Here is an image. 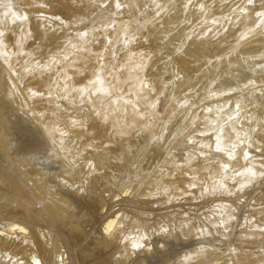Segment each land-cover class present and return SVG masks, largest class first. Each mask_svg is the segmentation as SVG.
Returning a JSON list of instances; mask_svg holds the SVG:
<instances>
[{
    "label": "bare ground",
    "instance_id": "1",
    "mask_svg": "<svg viewBox=\"0 0 264 264\" xmlns=\"http://www.w3.org/2000/svg\"><path fill=\"white\" fill-rule=\"evenodd\" d=\"M39 1H41V0H39ZM55 1L58 3V2L63 1V0H55ZM78 1L76 2V0H75L74 2H76V4H78ZM98 1H96V4H99V3H97ZM146 1L147 0H113V2L109 1V3H112V4H108V2L106 3V1H105L104 3L109 5V6L108 5L106 6L107 7L106 9L102 7L105 5L104 3L101 6L97 5V6H99L98 7L99 10L101 7H102L101 8L102 10H106V11L109 10L113 14V17H114L113 19L121 16V15L114 16L115 12L117 13L118 8H122L121 10L118 9L119 12L121 11L120 14L122 13V15H123V19L119 18L121 20L125 21V19L129 18L128 16L126 18V15H124V13H123L124 10L126 11L125 14H127V15L128 14L132 15L131 14L132 12L134 14V18L131 19V17H130L131 20L129 19V21H125V22L120 21L121 23H118L117 25L112 23L115 27H114V29L112 28V30H110V31H114V34L112 36L113 32H111V36L109 39L112 42H108V44L114 42V46L111 49V47L109 45V47H110V48H108L109 50L103 51L104 53L101 52L102 50L101 51L98 50L99 48L101 49V46L99 48H97L98 45L96 44L95 46H93V43L91 42L92 39L96 37L95 40H93V41H95V42L99 41V43H100L101 39L100 38H99L100 40H96V39L98 38L97 36H99L97 32L99 30L102 31L101 29H99L98 31L97 30H91V29H85L84 30V27L83 28L82 27H79V28L76 27L75 28V27L70 26V28L75 29L74 30L75 34H76V30H77V36L74 35L76 38L77 44L74 45V42H72L71 44H68V43L65 44L64 43L66 45L65 53H63V55L61 56V59L58 62H56L57 61L56 59H51L48 61V63H46V64L44 63V66H43V68H45V69L52 70V73H51L52 78L49 80V84H50V86H52V88L48 89V91H47L48 95L47 96L44 95V96H46L44 98L49 102V104H50V102H52L50 105L55 107L54 109H53V107L52 108L48 107L49 109L45 110V109L41 108L42 106L40 107V105L44 106L45 104H47V102L45 103L43 101L42 96H41V95H43L42 94L43 91H42L41 95H38V94H40L37 92L38 90L36 91V89L33 88L37 84L34 85L33 87H30L32 85H29L30 83L27 80H25L26 78L29 77V75H30V77L33 76V75H31V73H33V69H34V66L36 64L35 65H29L30 63H32L29 60L30 63H27L28 64L27 65L26 64L27 61L25 60V58L29 57L31 54H33L28 49V48H31L28 46V45H30L28 43H30L32 40L31 38H33V36L36 38V36H37V38L42 39V37L40 36L41 35L40 33H42V31H43L42 28L47 27V28H44V35H45L46 40H48L47 37H52L51 35H49V34H51V32H49L45 29L51 30L52 29V22L55 20H58V19H56V18L52 19L53 17L51 15L53 14L52 13L53 9L52 10L51 9H45V7H44L43 9H40V8H36V9L37 10L40 9L41 13H43L42 11H45V12L48 11V14H49V10H50L52 14L50 16H47V14L45 13L46 16H43L44 14L41 15V13H39V11H38L36 13H39L41 15V18L34 20V18H32V16H35V17H38V16L29 15V13L31 14V11H33L35 8L32 7L33 9L31 8L32 10L30 9V11L27 12L26 10H28V9L24 10L25 8L24 9L22 8L23 5L22 4L19 5L20 0H0V61L3 64L1 66L6 68L7 72L10 73L8 80L5 81V82H9V84L5 83L9 86V88H7L8 92L4 90L5 89L4 87H3L4 89H1L4 91L0 90V93H1L0 95L2 96L1 98H3V100L1 99V101H4V98L6 99V96L4 97V95H5L4 93L7 92L8 98H10L11 100H13L14 102L19 104V106L17 104L18 109L23 112L24 116H25L24 113L28 112V114L32 117V119L34 118L33 120L36 119L42 124L43 129H44L43 131L46 132L45 134H47V136L52 140L53 145L55 144L56 148L60 152L67 155L66 159L69 158L68 156H70V158L72 157L71 160H74V162L76 163V167H78L79 163L75 159L74 155H76L77 158L81 157V159L78 158L81 161L80 163H83V161H84V164H86V165H84V164H82V165L86 166V167H84L85 172H86V170H88L87 173L83 172V174H84L83 176H85V177H83L84 178L83 179L82 177H80V174L78 172L77 173L75 171L71 172L72 170L68 169L71 166L67 168V165H68L67 164V165H65L66 167H64V170L67 169L66 171L71 173V174L64 172V173L68 174V177H66V179H65L66 180L65 183H64V181L56 182V183H61V188H62V185L64 183V186H63L64 188H62V189L72 190V192H74V194L76 195L77 200H75V197L73 198L72 196H69L70 193L72 194V192L66 193L67 195L69 194L68 195L69 198H68L67 195H65L64 191L63 190L61 191V188H59L60 186L53 189L54 186L60 185V184H57V185L53 186V183H55L56 180L58 181V179L60 177L62 179H64L63 177L67 176L66 174H63V173H61V174H63L62 176H61V174L58 175V178L56 176H54V178L52 177L51 181H49L50 180L49 177H48L49 180L46 179V181H45V179H43V178H46V177H44L45 175L44 176L42 175V179H43L42 181L47 182V184L49 181L52 184L53 188H52V186H50V185L48 186L47 184H44L43 182L39 183L41 181L34 180L37 177H35L33 179L32 178L33 176L31 174L32 172H30V170H27L26 173H29L31 176L28 174H25L27 176H25V179H24V182L26 183V184L23 183V184H25L24 187H21L22 186L21 183L19 185L17 184L18 179L17 180H15V179L10 180V181L14 180L13 182L15 184L14 186H15L16 190H18L20 192H24V193H25V191L29 192L28 190H30V192H33V194H35L34 197H36V198L31 199L33 197H30L26 200L27 202L29 199H31L32 200L31 202H33V200L34 201L36 200V202L41 204V202H39L37 200L38 197H39V200L41 199V201L44 202L45 206L48 208L47 211L48 212L50 211L52 213V214H50V216L52 215V217H51L52 219L49 220V219L44 218V220H48V221L52 220V222H50V223H52L53 225L56 224L55 226H53V225L50 226V224L47 225V226L52 227V228L55 227V228H53V231L56 232V234L60 233L59 230L63 231L62 229H58V228L60 226H64L65 228H67V230H70L69 232L74 233L78 238H80L81 241H82V239L84 240V238L90 237L87 235V232L84 230L85 226H83V224H78L79 220L81 221L82 218L81 219L78 218L77 219L78 221L77 220L76 221L70 220L73 217L72 212H75V210H77L79 208L78 206L82 205L85 208L84 209L85 212L88 211L87 213H85L86 214L85 216L88 215L89 217L87 216V219L89 218L90 221H93V220H91L92 218L101 217L102 213L99 211H96V210L102 209L103 205L105 206V204L108 201L113 199V196H111V198H109V196L113 192L112 193L110 192L111 194L106 195V193H108V191H106L107 189H105V187L109 186L108 190L109 189L112 190V188L114 187L113 184H115L112 181V179H114L113 177L116 178V176L119 175V174H117L114 176H108V174L110 172H112V171H109V173H106V172H108V169H111L113 167V165L115 166L113 168H115L116 170H117V168L119 169L121 167L122 169L120 168L119 171L123 170L122 171L123 174L119 175V176H130V174L134 170L133 169V167H134L133 154L137 151L138 146L141 143L142 144H150V143L157 142V141H155L156 139L153 140V138L158 137L155 134V131L153 129L156 127H152V126L157 125V127H161L163 130H165L166 134L168 131H170V129H169L170 127H168L166 125L168 122H170V119H169V121H166V120H168L167 119L168 113L166 114L165 111L162 112V113L166 114L164 118H162L163 116H160L161 114H159V113H161L160 108L164 107L163 105L168 103L169 102L168 99H170V98H168V99L166 98L167 102H165L166 100H164V98H161V99H163L162 102L159 101L160 96H162L160 93V91L162 90L161 84L165 83V82H162V80H163L162 78L160 79L161 82H159L158 77L155 76L157 79L152 78V77H154L152 75H151L152 76L151 78H148L149 74H147V72L153 71V68H151V70H148L150 68L151 62L153 61V56L151 55L153 52L151 53V52H145V51H143V52L135 51L136 50L135 46L142 47V44L140 42H138L140 39L137 41L138 44L140 43L139 44L140 46L136 44L137 42L135 40H133L137 34L135 32L134 27L137 28L136 30H138L139 35H140V32H143V33L147 32L146 37L148 39H150L149 41H151V39H152L153 41L156 42V44L158 43L159 46L160 45H166V46L173 45V47H176L175 45L178 43V45L180 47L184 48L186 51L188 50L191 53V55L193 54V52H191V51H194L193 58L196 59V60L195 59L194 60H195V62H197V64L199 63V61L201 59H205L209 63L210 61L208 59L211 60V58L214 55H215L214 57H216L217 55L220 56V58L224 57V59L222 58L223 63H221L219 66H217L216 69L214 68L215 73L213 72V75L215 74V76L217 74L218 76L223 77V75H225L227 72H229V69L232 68L234 65L236 67L238 64L246 63L250 59H254V60L260 59L259 62L256 61L257 63L264 62L263 61L264 59L261 61V59H262L261 56H263V58H264V52H263L264 49L263 50H262V48L259 49L260 46L257 45L258 43H261V47H263L262 41L264 42V40L262 39V41L260 42L259 39L264 38V37H260L258 35L259 36V39H258L259 42L255 45H252V46H250L251 45L250 43L254 44L255 42H253V41L257 40L254 38H253L254 40H251L252 37H255V36L249 35V37L246 38V36H248V34H247L248 29L257 28L256 26L260 25L262 20L264 21V0H252V2H250V0H248V1L245 0V5L242 8H240V10H237V11H236V9L239 8L238 5L242 4V1L240 3H235L234 1H236V0H233V2L235 4L230 1L232 4H234V6L235 5L237 6V8H236V6L234 7L233 5L227 4L229 0H215V1L212 0V2H210V0H206V3L209 2V3L213 4V2H214V4H213L214 7H216V9H218V10H216L215 8L212 7V10L213 11L215 10L216 13H212L213 12L212 10H209L206 13L203 11L204 12L203 14L206 15V17H204V18L205 19L208 18L207 21H204L205 19L204 20L195 19L194 17L201 18L202 15L198 14L200 12L189 9L191 7H192L191 9H193L194 6L195 7L197 6V8L199 10H201V7L205 6V4H204L205 1L203 2V4L198 1L197 5L192 4V6H187L188 8L186 7V5L182 4V6L184 8L186 7L185 11H183V12L180 10L182 8L181 5L179 6V7H181L180 9L178 6H176V7L174 6V8H172V10H171V8H169V10H170V11H168L169 14H167L166 17L163 15L164 16L163 17L164 18L163 19L164 25H166V24L179 22V19L181 18L182 13H184L186 11L187 12L188 11L189 12L195 11L198 15L195 14L197 16H194L193 17L194 19H190V21L195 20V22L199 21L198 23H201L200 22V20H201V21L205 22L204 27H213V28H217V27L219 28V25L218 24L214 25L213 21L215 22V21L219 20V22L220 21L222 22V21H225V18H226V21H229L232 23L228 27V30H229L228 33L231 30H234L235 34L238 33L237 35H235L233 33V31H232V33H230V34H234L237 37H235V36L231 37L230 35H228L229 39L230 38H233L234 40L237 39L236 42L231 40V42H232L231 44L229 43L230 41L228 42L230 44V46H227V48L231 47L235 51V53L233 54L234 51L231 48H228L231 51V54L233 55L232 58H230L229 60H226L228 58L229 50H228V53L226 51L227 49L224 52H222L221 45H219V44H223L225 42L221 41L222 43H219V42L213 40V41H215V45L211 46V43H213V42L208 40L206 36L200 34V32L195 33L196 28H198V29H196L197 31L202 28L199 26L195 28L194 26L198 25L197 23L190 24V22H189L187 25H190L192 27L186 26L185 29H182V28H184V26L182 27L179 24L180 26H177V27H181V29H180V31H178L175 34L176 37H172L169 35H163L161 33L162 28H161L160 24L156 21L158 19L155 18V16H162L161 14L158 15L159 11H161V10L165 11V12L167 11L164 9L165 5H166V3H165L166 1L165 0H159L150 7H146ZM201 1H203V0H201ZM225 1H227V3ZM64 2L65 1H63L62 3H64ZM66 2H69V1H66ZM74 2L71 1L70 3H74ZM80 2H83V3H82V5H81V3L79 4L80 9H77L78 12L81 10L82 7L85 6V4H84L85 0L84 1L80 0ZM93 2H94V0H93ZM93 2H91V3H93ZM212 4H210V5L212 6ZM226 4L230 8L229 10H231V8L233 7V9H232L233 11L228 10L230 13L231 12H233V13H231V14L229 13V15L227 17H225V15H224V18H223L222 13H225L226 12L225 9H228V6H226ZM34 5H36V4H33V6ZM37 5H40V4L38 3ZM56 5H58V4H56ZM72 5L68 6V4H67L68 7H71L70 8L71 11L74 10V6H76V5H74L72 8ZM95 5L94 6L91 5L92 8L95 7ZM206 6H207V4H206ZM225 6H226V8H225ZM35 7H37V6H35ZM59 7L65 8V3L62 6L60 4ZM59 7L57 6L58 9H60ZM57 8H55L54 11H57L56 10ZM146 8L149 10V12H147L148 10ZM176 8H178L181 11V13H179L178 9H176ZM86 9H88V7ZM187 9H189V10H187ZM35 10H34V12H35ZM64 10H67V11L63 12L62 9H60L59 11H61V13H63L64 18L66 16L70 19V17L73 14L69 15V13H68V15L70 17L68 15L64 16V14H66L68 12V9H64ZM82 10H83V8H82ZM93 10H96V8ZM182 10H184V9H182ZM81 11L79 12V14L76 11H73V12L78 14V16H76L77 14L75 15L76 16L74 19L75 24H77V22H79L78 17L80 16V14L81 13L83 14V12H81ZM85 11H88V10H85ZM57 12H55V14ZM156 12H158L157 15L153 14ZM168 12H166V13H168ZM70 13H72V12H70ZM143 14H144V16L140 17V15H143ZM193 14H191V15L193 16ZM187 15L189 16V13H187L186 16ZM205 15H203V16H205ZM218 15L222 18L219 19ZM56 16L58 17V15H56ZM109 17H111L110 19L113 20L112 16H109ZM183 17H185V14L183 15ZM187 17H186V19H187ZM71 18H74V17L72 16ZM188 18H190V17H188ZM66 19L67 18H65L64 20H66ZM150 19H153V20L150 21ZM33 20L35 21V23L33 22ZM116 20H118V19H115V21ZM185 20H184V22L188 21V20L187 21H185ZM180 21H182V23H183L182 19H180ZM60 22L62 25L63 21H60ZM68 22H70V21H68ZM215 23H217V22H215ZM244 23H245L246 27L240 29L239 31H237L238 29L237 30L235 29V27L237 25L240 26L239 24H244ZM78 24H77V26H79ZM35 25H37V28H38V26L41 27V30L39 33L40 34L39 36L41 38L38 35H36V32L39 30L40 27L37 30ZM69 25H71V24L69 23ZM183 25H186V24H183ZM63 26H64V23H63ZM68 26L66 25V27L65 26L64 27L69 28ZM32 27H33V29H32ZM111 27H113V26L109 24V29ZM193 27L195 28V29H193L194 32L190 31ZM35 28H36V31H35ZM188 29H190V30H188ZM33 30H34V32H33ZM71 30L72 29H69V31H71ZM103 30H105V29H103ZM178 30H179V28H178ZM176 31H177V28L175 29V32ZM187 31H190L191 33H193L192 36L195 35V37L193 39L191 36L190 42H188V40L186 41V37H187L188 33H190ZM47 32H49V33H47ZM92 32H93V34L96 33V36H91L90 33H92ZM185 32H187V33H185ZM33 33H35V35ZM46 34H48V35H46ZM218 34H219V32H218ZM218 34H215V35L217 36ZM244 34H247V35H245L243 37V40L244 41L248 40L247 42L246 41L242 42L241 39H238L240 37L242 38V36ZM143 36L145 37V35H141L139 37H143ZM216 36H214V38L219 39L220 36L222 37L224 35L220 32V34L218 35L219 38H217ZM258 36H256V38H258ZM102 37H104V35ZM90 38H92V39H90ZM183 38L185 39L184 45L189 44L187 47L186 46L184 47L182 44H180L181 40ZM122 39L124 41L127 40V43H129V44H131V42L133 40L136 42V43L133 42L136 45L134 44L135 46H133L135 48L127 47V46H129V44L126 43L125 46L127 47V49L128 48H131V49L130 50L128 49V52H127L126 51L127 49L124 48L125 49L124 51L127 52L126 54L123 53L124 51L122 52L123 53L122 55L126 56L123 60L124 64H120L121 61L119 60L120 62H118V60H117V63L120 64V65H117V66H119V67H117V66H114L115 64L114 65L112 64V62L115 60V56H116V55H114V53H115L114 47L115 48L118 47L117 46L119 44L118 42H121ZM33 40H35V39H33ZM238 40H241L240 41V42H242L241 45L238 44V42H239ZM44 41L45 40H43V42ZM142 41H146V40H142ZM153 41H151V43ZM223 41H224V39H223ZM249 41H251V42H249ZM234 43H236V45H234ZM243 43H245V45L247 43H249L248 47L246 48L243 46L245 49L243 47H241ZM144 44H146L145 45V47H146L149 43L146 42ZM229 44H227V45H229ZM121 45H122V43L119 46H121ZM233 45H234V48H233ZM238 45H240V46H238ZM256 45H257V47H256ZM149 46H151V45L149 44ZM154 46H156V45H153V47ZM11 47H13V48H11ZM180 47H178V48H180ZM236 47H238L239 49L238 48L236 49ZM154 48H152V49H154ZM160 48H162V47H160ZM165 48H164V50H165ZM61 49H63V47ZM116 49L118 50V48H116ZM133 49H135V50H133ZM143 49H146V48L143 47ZM189 49H191V50H189ZM147 50H149V49H147ZM154 50H151V51H154ZM158 50H160V49H158ZM259 50H262L261 52L263 53V55L260 53ZM121 51H119V52L121 53ZM189 52H187V53H189ZM167 53L169 54L170 52H167ZM108 55H109V57H111V56L114 57V58H112L111 62L106 61V57H108ZM177 55H178V53H177ZM181 55H183V53H179V56H181ZM104 57H105V59H104ZM117 57H118V59L121 58L119 56H116V58ZM155 57H157V56H155ZM160 57H161V55H160ZM189 57H191V56H189ZM34 58H38V56L34 57ZM169 58H171V57H169ZM217 58L219 59V57H217ZM217 58H214V59H217ZM107 59H111V58H107ZM185 59H187L186 56H185L184 60ZM32 60H34V59H32ZM159 60L160 59H158V61ZM166 60L168 61L167 58H166ZM166 60H165V63L167 62ZM192 60L190 62L192 64H194L192 62ZM212 61H214L213 58H212ZM182 62H184V61H182ZM190 62H187L186 64H189ZM168 63H170V62L168 61ZM181 63H179V64H181ZM251 63H253V62L251 61ZM25 64L27 66H25ZM156 64L157 63L152 62V66H154ZM261 64H259L260 66H258V65L257 66L262 67L263 65H261ZM38 65H40V64H38ZM210 65H212V64H210ZM245 65L248 68H245V70L241 69V70H239V72L240 71H246V69H248V71L249 70L253 71V68L251 66H253V67L255 66V64H253L251 66H247V63H246L243 66L238 65V67L241 66L244 68ZM190 66L191 65L189 64V67ZM194 66H196V68L191 69V71L194 70L195 75L190 73L191 72L190 70H189L190 72H187L188 70H186V71H184V73L187 72L188 75L190 73V75H193L194 79L197 78V79H195L197 81L204 80V82H206L205 81V78H206V80L210 81L211 83L216 82V80H214L215 76H213V75H211V77L204 76V78H201V79H200V77H196L198 67L196 64ZM257 66H255V67H257ZM156 67H158V66H156ZM172 67L170 68L169 64H168L167 69L168 68L172 69ZM180 67H182V66H180ZM154 69H155V67H154ZM170 69H168V73L173 72V71L171 72ZM174 69L176 70V68H174ZM181 69L185 70L188 68L186 66V68L182 67ZM39 70H41V69H39ZM120 70H122V71H120ZM156 70H157V68L154 71H156ZM169 70H170V72H169ZM180 70L177 68V71H175V73H173V75L175 74L174 76L176 77V80L173 82V85L170 87L171 89H172V87H175V88H173L174 92L176 91V89H179L176 91L177 93L175 92V94L179 95V97L177 96V98L179 100L177 98L175 100L174 94H173L174 97H173V95H171L172 100H175V101H172V102H170L169 105H166L168 108H171L169 110H167V108H166V110L169 113H171V111H176L177 109L180 110V108H178V105L180 106V104H181V106L184 107V108L182 107L181 109H184L185 110L184 112H187L185 114L186 115L188 114L187 116H189V118L191 120L189 118H188L189 120L187 119V117L183 114L184 112L182 110L180 111V112H183L181 114L182 117H180V118L177 117L176 123L173 125V127H171V131H170L172 133V138H171L172 141H170L171 146L166 151L169 154L171 153V151H175L176 153H174L173 156L177 157V159H178L180 157V154H178L179 152L176 151V146H178L181 142H183L184 144L180 145V147L183 145L184 146L187 145L189 147L190 144L187 141L193 142L195 140V138H197V137L204 138L205 136H208L209 134L213 135L214 133H219L221 135V137L210 138L211 136H209V137L203 139L204 142L201 141V143H199L201 138H199V140L196 139L197 141H199V142H197V141L196 142L201 144L202 146L197 145V146H201L199 148L196 146H193L195 149L191 146L192 147V148L190 147L191 150H196V149H197V151L200 150L198 152L205 153L206 157L203 158L198 163L194 159H191V158L188 160V164H191L192 169L188 173L189 176H187V174H185V173L180 174V175H184V176L186 175V177H184V180L182 179L183 176H181L182 178H179L178 177L179 174H177V173L181 172L178 169V167L180 168V166L178 164H176L178 161H175V160L170 158L169 161L166 160L167 161L166 164H164L165 163V161H164V163L161 165H163V167L165 165H170V167H171V165L177 166L176 169H178L179 172H178V170H175V169H174L175 172H173L171 170L173 172V174H176L175 175V176H177L176 178H175V176L170 175L172 172L167 171L166 169L165 170L167 172H169V174H166V172H164V173L161 172V171H163V170H161V168H162L161 167L158 171H154V173L151 172L150 177L149 176H141V178L139 179L140 183L145 185L146 183H148L154 179V178L152 179V177H154V175H156V174L161 175V173H163L162 176H165V174H166L167 177L170 175V176H172V178L173 177L175 179L178 178V180H176L175 182L179 181V179H182L183 181L181 180L180 182H177L178 184L180 183L179 185H177V183H173L174 182L173 180L171 182L170 179H172V178H169L170 176L168 177L169 180L167 183H164L162 181V180H165V182H166L167 179H165V178L163 179L162 177H158V176L156 177L155 176V178H156L155 181L156 182L158 181V184H159V182L162 181L161 182L162 185L160 186V184L159 185L157 184V187L155 188V190H158V188H159L158 186L161 187L159 189V193L162 192L160 190H164L162 192L163 193L162 195L166 194L165 195L166 197L160 196V195L159 196L162 197V199H164L166 201V204H167V200H170L169 201L170 204H172L174 200L175 201L178 200L177 202H179L180 204H182L184 206H185V204H183V203H185V202L187 203V200L189 199V198L187 199L186 193L192 194V195H190L191 198L193 196L203 197V199H201L199 197L202 200V201L201 200L200 201L203 202L205 199L208 198V197H206L207 195H210L209 198H211V195L217 194L219 191L218 190L219 187L221 188L220 190L223 194V196L222 195L221 196L224 199L227 195L229 196L230 191L231 192L234 191V195H237V196H238V194L241 195V193H246L248 195H246V194H243V195H245L247 197H249L250 195L253 194L252 190H254L255 188H257V190L259 189L260 192L258 190V194H256L255 192H257V191H255L256 189L254 190L255 191L254 194H256L255 195L256 197H254L256 199V201L253 203L255 212L253 213L254 215L252 214L253 216H256L254 218L252 216H249V217H245V218H247L246 219L247 221H245L244 219H242L244 221L237 220L239 217H236L237 215L235 214L236 213L235 207L231 206L226 201L222 200L220 204L215 206V208H213L214 206L212 207L211 205L206 204V206H211L212 210L215 209L214 212L211 210V208L207 209V207L205 208L202 206L203 209H206L207 211L205 210L204 214H201V213H203L202 207H201L200 210L202 212L199 215L202 216L203 219L199 217L201 220L197 221L198 224L196 223V221H195V224L193 221H191V222L186 221V222H184V224H182L183 223L182 222L181 224L183 226L180 224H177L180 226L176 225V229L178 228V230L180 232L177 231L176 229H175L176 231L175 230L173 231L174 233L175 232L181 233V229H184L185 233L184 232H182V233L185 234L188 238L192 237L191 239L199 237V236L202 237V236H206L209 234H211V235L213 234V236L216 237V239H217L216 241H218L219 244H223L224 242H226L225 244H223L224 246H223V248H221L222 250L219 247H215V248H218L217 250L213 249V247L212 248L204 247L201 249L198 248L197 250L193 249V251L191 253H190L191 250L189 252H186V254L189 253L186 256L185 255L183 256L181 254V256H183V257L180 259L177 257L178 255L173 257L174 260L172 262H174V263H170V261L168 260V259L172 260V257L165 258L166 260H168L165 262L167 264H168V262H169V264H199L202 262H203V264H206V263L210 262L211 259L216 258L217 256L220 257V254H222V252H223V255H221V256L224 257V255H225V257H227V254H226V252H227L229 254L228 256H230L232 258V260H230V262H228L229 264H231V263L232 264H264V186H263V190H262V188L261 189L258 188L259 185H260L259 187H261L260 182H264V109H263L264 107H260L259 105H261V103H259L260 102L259 99H255L252 102L250 107L245 106L244 104L240 105V103H242L241 100H239V101L237 100L235 102H229V101L223 102L215 108H213V106H210V105L209 106H202L200 104L201 105L200 108L197 109L198 107L196 108V106L198 105L199 101H196L195 99L192 100L194 102L193 104H195V105H193L191 103V99H192V98H190L191 96H189V97L187 96V94L190 95V92L189 93L186 92L187 93L186 96H184L185 94H183V96H181V97H184V98H183V100H180L182 98L180 97V93H178V92L183 90V89H181L183 86L178 85V83L181 82V78H185L187 76L186 75L187 73L184 74ZM233 71H234V69H233ZM180 72L183 73L185 76L182 75ZM250 72H246L247 75L244 74V72H241V73H239V75L240 74L244 75L241 77L242 79H244V78L249 79L254 74V71L251 72L252 74ZM47 73H49V71L46 72V74ZM157 73H159V72H156V74ZM0 74H2V73H0ZM34 74L37 75V73H34ZM227 74H229V73H227ZM147 75H148V77H147ZM157 75H159V74H157ZM180 75L183 77H181ZM160 76L161 75H159V77ZM0 77H1V75H0ZM37 77L38 78L39 77L44 78V75L42 74V76H37ZM187 77L191 78V76H187ZM192 78L188 79V81L192 80ZM198 78H199V80H198ZM187 79H185V80H187ZM194 79L192 81H190L189 83H191V82L193 83ZM0 80H4V79L0 78ZM40 80H41V78H39V83H40ZM46 80H44V81H46ZM183 80H182L181 84L183 83ZM26 81L29 84H26L25 83ZM262 81H264V80H262ZM42 83H44V82H42ZM189 83H185V84H188L189 85L188 87H190L191 85ZM200 83L202 84L203 82H200ZM250 83L251 84L248 85V87L249 86L250 87H252V86L260 87L259 85H261V83L263 84V82H261L260 78H258L257 76L253 77L250 80ZM2 84H3V82L1 83V85ZM5 84L3 86H5ZM201 84L199 86H201ZM206 84L207 83H204V85H206ZM44 85H42V86H44ZM163 85L167 86V84H163ZM194 85H196L195 81H194ZM212 85H214V84H212ZM221 85L223 86V84H221ZM176 86H180L181 88L180 87L176 88ZM196 86H198V84ZM191 87H194V86H191ZM0 88H1V86H0ZM194 88H192V89H194ZM218 88H216V89H218ZM40 89L41 88H39V91H40ZM171 89H167V91L171 90ZM189 89L186 87V89H184V91L182 93H185V90L187 91ZM220 89L223 90L222 88H219L218 90H220ZM250 89H252V88H250ZM189 91H191V89ZM2 92H3V94H2ZM171 92H173V91H171ZM220 93L224 96L228 95V93L226 94V91H224V93H222V91H221ZM163 94H164V92H163ZM165 94H167L169 97V93H165ZM57 98L58 99L60 98L61 100L63 98L69 109L74 107V106L77 107L78 103L79 104L82 103L84 106H87V107H85L88 109V110L86 109L87 111H89V112L91 111L90 112L91 116L89 117V119H93V121L97 124L96 125H93L95 123L91 124L92 120H90L88 123H83L84 125L87 126V129L90 130V132L87 131L88 133H85L86 127H84L83 131H84L85 135L86 134L90 135V137H88L89 139L86 138V136H89V135H86L84 137L88 140L83 138L86 142L84 140H81V139L76 140L77 138H80L77 136H80L81 134H83L82 133L83 131L79 132L80 133L79 135L74 136L75 134H72V131H71L73 129H69L68 127H64V128L60 127L59 120L64 119V121H67V124H68V121L72 117L69 114L63 116V114L60 113V112L66 113L67 111L63 110V108H62L63 106H60L61 104L58 105V103L54 102V100H57ZM187 98H189V100ZM39 99H41L39 101L40 103H41V101H43L44 103H41L38 105L37 101ZM60 99L58 101H60ZM5 101H4V103L6 104L7 102H5ZM181 101H185V102L178 104ZM195 101L197 104L195 103ZM62 102L60 101V103H62ZM8 103L10 104V102H8ZM53 103H54V105H53ZM161 103H163V105ZM10 105L15 106L12 104H10ZM62 105H64V102ZM187 105H188V107H187ZM11 106H9V107H11ZM17 106H15V107H17ZM69 106H72V107H69ZM9 107H7V108H9ZM15 107H12L13 109H10V110H14ZM185 107L188 108L187 109L188 111L186 110ZM206 107H209V108H206ZM210 107H212V109ZM257 107H258V109H257ZM0 109H3V106H0ZM210 109H211V111H210ZM16 110H17V108H16ZM16 110H14V111H16ZM49 110H51V111L53 110V111L43 113V112L49 111ZM1 111L5 112V113L4 114L2 113V115L0 116V120H1V118L5 117L4 121H5V123H7L8 122V119H7L8 115L7 116H5V115H6V112H9V109L8 110L6 109V111L5 110H1ZM14 111L13 112L11 111L10 113L17 114L16 112L14 113ZM190 112H191V114L193 113V116L189 115ZM10 113H8V114H10ZM70 114L73 115L72 112ZM232 114L234 116H231ZM18 115H22V114H20V112H19ZM18 115H16V116L14 115L15 118L18 119V117H19ZM2 116H4V117H2ZM68 116L71 117V118H68L69 120L66 119ZM190 116H192V118ZM225 116L227 117V119H225L226 118ZM27 117L23 118L24 119L23 121L28 120ZM8 118H9V120L10 119L12 120V117L11 118L8 117ZM21 118H22V116L19 117L20 122H22ZM168 118H170V116ZM16 120L14 119L12 121H16ZM197 121H200L202 123L201 129L196 128L195 123ZM20 122L16 121L15 123L20 126ZM28 122H30V121L28 120ZM0 123H2V122L0 121ZM11 123L14 124V122H11ZM64 123L66 124V122H64ZM101 123L106 127L105 130L103 129ZM213 123H215L217 126L219 125V128H220L219 131L211 132L208 129L205 130L206 126H208L209 124H213ZM67 124H66V126H67ZM89 124H91V125H89ZM62 125H63V122H62ZM11 126H12V124H11ZM83 126H81V127L83 128ZM14 127H12V128L18 129V126L15 128ZM39 128L42 129V127H39ZM77 130H76V132H78L82 129H79L78 131ZM43 131H41V133ZM140 131H142V132H140ZM74 133H75V131H74ZM43 134H44V132L41 135H43ZM186 134L192 136V137H190L191 141L189 139H185V138H187ZM169 136H171V135L168 133L167 136H165L163 138L167 139L166 137L169 138ZM100 138H105V140L104 141H97V139H100ZM151 140H153V141H151ZM167 140H169V139H167ZM79 141H84L85 143L82 142V144H81L82 146L79 145V143L75 144V142H79ZM96 142H97V144H96ZM107 142H109L110 144ZM212 143H213V145H211ZM191 144H194V143H191ZM55 146H53V147H55ZM152 146H153V144H152ZM187 146H186V148L188 149ZM55 151H56V149H55ZM59 151H57V155H58ZM116 151H117L119 156H116L117 155ZM131 152H132V154H131ZM188 152L191 153L190 151H188ZM163 153H165V152H163ZM163 155H161L162 158L164 157ZM60 156H62V155H60ZM117 157H119V158H117ZM165 157H167L166 153H165ZM66 159L61 157V160L63 161V163H67ZM71 160H69V161H71ZM69 161H68V163H70ZM111 164H113V165H111ZM71 165H75V164H71ZM82 165H81V167L83 168ZM108 165H111L110 168L108 167ZM81 167H78L79 169L77 168L78 170H80L79 172H82L81 170H83V169H80ZM106 167H108V168H106ZM72 168H75V166H73ZM164 168H169V167L165 166ZM164 168H162V169H164ZM77 169H73V170L78 171ZM105 169H107V170H105ZM68 170H71V171H68ZM101 170L106 171L105 174H107L106 176H108V179H106L105 175H104L105 177H103V178H105V180H107V182L104 181L103 178H101L103 181L99 179V176L102 174L100 172ZM119 171H117V172H119ZM158 172H160V173H158ZM34 173L35 172H33V175L36 176L37 174H34ZM114 173L115 172H113V174ZM97 174H100V175L97 176ZM110 175H112V173H110ZM12 176L13 175H8V177H12ZM202 176H205V177H202ZM94 177L95 178L98 177V179L96 178V181L99 182V180H100V183L102 182V184H100V185L102 186L104 184V186H105V187L104 186L100 187L101 190H102V188L105 189L102 191L100 190L101 194L103 192L105 193V191H106L105 195L108 197L107 198L108 200H105V202L107 201L105 204H101V202L104 200V197H103L104 193L102 195L103 198L101 196H99L98 194L96 195V197H94L93 193H97V192H93L92 187L94 186V184L96 185V187H99V185H98L99 183L98 184H97V182L94 183V181H95ZM109 177H111V181H112L111 187L109 185L110 182H108L110 180ZM157 178H158V180H157ZM159 178H161V179H159ZM9 179H11V178H9ZM9 179H7V181ZM62 179H60V180H62ZM185 179H187V180H185ZM200 179L203 181L202 182L199 181ZM229 179H231V181ZM261 179H262V181H260ZM21 180H23V178ZM39 180H41L40 177H39ZM15 181H17V182H15ZM184 181H186V182H184ZM255 181L256 182L259 181V184H257ZM104 182L107 184L109 183V184L106 186V184ZM169 182H171V183H169ZM181 182H184V184H187L186 186L190 187V189L187 187V189L185 190L186 193L184 191H181V190H183L182 187H184V189H185V186L184 185L182 186ZM199 182H201V183L199 184ZM228 182L232 183L233 187ZM253 182L255 184H257V187L252 185V184H254ZM169 184H172V185L170 186ZM173 185H175L176 187L181 186L178 188H182V189L179 190L175 186L173 187ZM193 185H196V187L199 185L198 186L199 189H197L196 187L192 188ZM250 185H252V186H250ZM262 185H263V183H262ZM47 186L51 187L50 191H53L56 189L58 191L60 189L59 193H57L58 195H55L56 191L55 192L53 191L55 194H52V192L49 191ZM249 186L252 187V190ZM96 187H94V188H96ZM247 187L250 188V191H252V192H249V193H252V194H249L246 191L245 192L242 191L243 189H246L248 191L249 189ZM174 188L178 191H181V192L176 191ZM191 188L192 189L196 188L197 192L200 191L199 193H197L199 195H196L195 194L196 192L194 193V190H192ZM96 189H98V188H96ZM240 189H242V190L240 191ZM189 190H191V191H189ZM237 190H239V191H237ZM60 191H61V193H63L62 194L63 197H58L59 195H61ZM96 191H98V190H96ZM201 192H203V193H201ZM214 192H217V193H214ZM235 192H237V193L235 194ZM200 193L203 195H200ZM64 195L68 199L73 198V200H75L76 202L78 200H80L81 204L80 203H79L80 205L77 204L78 206L76 204L75 205L72 204V207L74 205L75 207L77 206V208L73 207V210L74 209L75 210L71 211L69 209V207H67V205L70 203H75V202H73V200H71L70 203H66L68 201L63 200L65 197ZM184 195H186V196L184 197ZM231 195H233V194L231 193ZM157 196L156 197L154 196V198H157ZM159 196H158V198H160ZM204 196H205V199H204ZM245 196L243 198H246ZM8 197H9V195L4 196L5 200ZM141 197H140L141 200H139V201L140 202L143 201V203L141 204V205H143V204H145L144 200L146 198H141ZM143 197H146V196H143ZM182 197H184V198H182ZM196 197H193V198H196ZM2 198H1V200H2ZM178 198H181V199H178ZM185 198H186V201H184ZM23 199H25V197ZM138 199L139 198H137L136 200H138ZM153 199H152V201H154V200L157 201L156 199H154V200ZM162 199H159V200H162ZM1 200H0V216L5 213L4 211H6V213H5L6 216L5 215H3V216H5L6 218L8 217L10 219V216L15 217V215H16V217L19 219L17 222L24 224V227L26 226L25 228L29 231L31 238H32V242L30 241V243H28L27 241H25L28 239L22 240L20 242L17 239V237L0 235V264H70L72 262V261H69V258L71 257V255H70L71 248L66 241L67 236L65 237L64 240H62L63 239L62 235H58V234L56 235L55 233L52 234V232H50L53 243L51 246H48L46 244V242L41 239L40 230L38 228H36V226L39 227L40 223L46 225L44 220L39 222V220H36V218L32 217L30 219L28 214L23 213L21 210V207L23 206L24 201H18L15 206H12L13 208L18 210L15 212L14 210L11 211V209L7 206L6 207L2 206L4 202L6 203L5 205H7V204L9 205V203L6 202L4 199H3V201H1ZM126 200H128V199H125L124 202H126V204H128ZM136 200H135V202H131L132 204L129 201L128 202L130 205H133V203H139ZM149 200H151V199L148 198L146 202H148ZM164 200L160 201L158 203L155 202L156 204H153L154 202L153 203L150 202V203L152 205H157L160 203L162 205L159 204V206L163 207V206H165ZM195 200H197V199H195ZM80 201H78V202H80ZM177 202H176V204H179ZM192 202H190V200H189L188 203L186 204V206L189 203H191L189 205L194 204ZM206 202H209V201H206ZM44 204H42V205H44ZM170 204H168V206H171ZM199 204H201V203H199ZM25 205H27V204H25ZM37 205H39V204H37ZM100 205H102V206L97 209L96 207H98ZM4 207L6 210H4ZM46 207H44L43 209H45ZM83 207L79 208V209H81V212H82ZM131 207L132 206H130V208ZM79 209H78L79 214L77 216L81 215V217H82L84 215V213L81 214ZM162 209H164V207ZM95 211H96V213L93 214ZM78 212H75V213L77 214ZM205 212H211L212 214L209 213L210 216L206 217L207 214ZM68 214H70V215H68ZM77 216H75V219ZM203 216H205L206 218ZM90 217H91V219H90ZM145 217L140 219L138 221L139 223L135 222L136 225L133 224L134 226L131 225L132 223L130 224L131 226L134 227L133 230L137 229L139 231L131 232L132 229H126V231L124 230V232H127V230H128L129 232H127V233L131 232L133 236L132 235H126L127 233H124L122 230L120 232L121 235H115L114 237L113 236L107 237L108 235H103V234H101L103 236L97 235V237L99 236L98 238L96 236H95V238L93 237L94 238L93 239L94 243L92 244L93 247L95 246L94 247L95 249H99L100 252H104V253L108 254L109 257L111 258V262H104V260H102V261L100 260L102 262L101 264H112V263L117 264L116 262H118L119 259H121L120 261L124 260V261H122L123 263L126 260L127 262H125V264L129 263V261L127 259H129L130 254H132L137 249H140V248L142 249L143 247H150L148 245L149 244L148 241L150 242L151 241L150 239L152 238L150 236H152V233L156 234L155 233L156 227L159 226L158 224H161L162 221L164 222V219L163 220H161V219L157 220L159 218L153 219L156 217H152V216H151L152 218L151 217L147 218V216H145ZM83 218L84 219L81 221V223L85 222L84 224L86 225V221H85L86 217H83ZM171 218H169L170 221H169V219H165V222L168 221L170 223L172 221ZM151 219H153L155 221V223H157V224L154 223L155 224L154 225L152 222L153 220H151ZM235 219L237 220V222L242 223L240 226L241 229L237 230L239 233L236 231L234 232V229L236 227L235 223H237V222H235L236 221ZM4 220L6 221L5 218L3 219V222H4ZM27 220L33 221L34 223L35 222L36 223L35 224H31V222L26 223ZM48 221H46V222H48ZM95 221H97V219H95ZM1 222H2V219H0V225H2V224L8 225L11 223V222H4V223L3 222L1 223ZM37 223H38V225H36ZM90 223H92V222H90ZM90 223H87V224H89L87 228H89V226L92 227L90 225ZM93 223H92V225L96 224V223H94V224ZM173 223H174V221H173ZM80 225H82L84 227V229H81L82 226H80ZM243 225H245V226H243ZM131 226L129 228H131ZM152 226H156V227H153L155 229L154 230L155 232L151 231V233L148 234L150 232ZM165 226L166 225H164V227L159 226V227H157V229L158 228L159 229L160 228H162V229L166 228ZM181 227H183V228H181ZM60 228H62V227H60ZM87 228H86V230H87ZM153 228H152V230H153ZM55 229L58 232L55 231ZM159 229L157 230V232L162 230V229H160V230ZM88 230L91 232L90 228ZM232 232H234L236 239H235V236L231 235ZM133 233H137V236ZM235 233L236 234L238 233V234L236 235ZM172 234L173 233H171V235ZM89 235H90V233H89ZM148 235H150V236H148ZM173 235H175L174 237H177L179 234L178 235L173 234ZM100 237H102V238H100ZM110 237H112V238H110ZM148 237H149V240H148ZM3 238H5V239H3ZM231 238L235 239V241L236 240L237 241L235 242L234 240H230ZM228 240H230V241H228ZM84 241H86V240H84ZM231 241H234V242H231ZM5 242H8L9 244H11V247H12L11 251H13L14 253L17 254L16 257H12L11 256L12 254H10L9 251L4 250V248H6V247H4ZM151 244H152L151 248L156 247L153 242H150V245ZM135 248H136V250H135ZM225 248H227L228 250ZM146 249H148V248H146ZM224 249L226 251L225 254L223 251ZM114 250L118 251L119 254H114ZM144 250L145 249H142V252H139L141 250H139V251L137 250V252H135V254L136 253H147V252H145L146 250L145 251ZM154 250H156V249H154ZM147 251H149V250H147ZM218 251L219 252L221 251V253H219ZM150 252H153V249H150ZM149 253H147V254H149ZM176 258L178 259L177 262L175 261ZM112 259L114 262L112 261ZM120 261L118 263L121 264L122 262H120ZM96 262H99V261L97 260ZM72 264H73V262H72ZM162 264H165V263H162Z\"/></svg>",
    "mask_w": 264,
    "mask_h": 264
},
{
    "label": "rangeland",
    "instance_id": "2",
    "mask_svg": "<svg viewBox=\"0 0 264 264\" xmlns=\"http://www.w3.org/2000/svg\"><path fill=\"white\" fill-rule=\"evenodd\" d=\"M39 0H20V3H19V5L20 4H22L23 6H22V8L24 9V10H26V9H28V10H26L27 12L28 11H30V9L33 7V8H40V9H43L44 7H45V9H53V11H52V13H51V11L49 10V14H48V11L47 12H45V11H42L43 13H41V11H40V9L39 10H35V12H34V10L33 11H31V14L29 13V15H36V16H38V17H35V16H32V18H34V20L35 19H39V18H41V15L42 14H44L43 16H46V14H47V16H50L51 14V16L53 17L52 19H54V18H56V19H58V20H55V21H53L52 22V29L51 30H49V29H45V30H47V31H49V32H51V34H49V35H51L52 37H47V39L49 40H46V38H45V35H44V28H47V27H43L42 28V33H40V30H41V27L40 26H38V28H39V30H38V28H37V25H35L36 26V28H37V32H36V35H40L41 37H42V39L43 40H45L44 42H43V40L42 39H39V38H37V36H36V38L33 36V38H31L32 40H31V42L30 43H28V44H30V45H28L29 47H31V48H28L29 50H30V52L31 53H33V54H31L29 57H26L25 58V60L27 61H25L26 62V64L27 63H30V62H32V63H30L29 65H35L34 66V69H33V73H31V75H33V76H31L30 77V75H29V77L28 78H26L25 80H27L25 83L26 84H29V85H32V86H30V87H33L34 85H36V86H34L33 88H35L36 89V91L38 92V93H40V94H38V95H41V93H42V91H43V95H41L42 96V99H43V101L46 103L47 102V104H45L44 106L43 105H40V107L41 108H43V109H45V110H48L49 108H52L53 106L52 105H50L52 102H50V104H49V102L44 98V97H46L48 94H47V91H48V89H50V88H52V86H50V84H49V80L52 78V75H51V73H52V70H50V69H45V68H43V66H44V63L46 64V63H48V61L49 60H51V59H56L57 61L56 62H58L60 59H61V56L63 55V53H65V47H66V45L65 44H71L72 42H74V45L75 44H77V42H76V38H75V36L74 35H76L77 36V30H76V34H75V32H74V28H70V26H72V27H84V30L85 29H91V30H99V29H101L102 31H98L97 33H98V35L100 36H97L98 38L96 39V40H100L101 39V41H100V43H99V41L98 42H95V41H93V40H95V38H90V39H92V43H93V46H95L96 44L98 45V47L97 48H99L100 46H101V49L99 48L98 50L99 51H101V52H103V51H107V50H109L108 48H110L111 47V49H112V47L114 46V42L113 43H109L108 44V42H112L109 38H110V36H111V32H113L112 33V36H113V34H114V31H110V30H112V28L114 29V25L112 24V23H114V24H118V23H121L120 21H122V22H125V21H129V19H130V17H131V19L132 18H134V14H133V12L131 13L132 15H127V14H125V10L123 11V13H124V15H126V18H127V16L129 17L128 19H125V21L124 20H121V19H123V15H122V13L120 14V12H119V10L118 9H122V8H118L117 9V13L115 12V14H114V16H116V15H121V16H119L118 18L116 17L115 19H118V20H116L115 21V19H113L114 17H113V14L109 11V10H102L101 8L103 7V8H107L106 6L108 5V4H112V3H109V1H111V2H113V0H105L106 1V3L108 2V4H105L104 2V0H94V2H93V0L91 1V0H85V6L84 7H82L83 8V10H82V8H81V12H83V14L81 13L80 14V16L78 17L79 19H78V21L79 22H77V24L79 25V26H77V24H75L74 23V19H75V17L76 16H78V14H79V12H78V10L77 9H80V6H79V4L81 3V5H82V3L83 2H80V0L78 1V0H76V2L78 1V4H76V2H74L75 0H63V1H65L64 3H65V8L64 7H62V8H60L59 7V5L61 4V6L64 4V3H62L63 1H60V2H56L55 0H41V1H39ZM66 1H69V2H66ZM71 1H73L74 3H70ZM82 1H84V0H82ZM96 1H98L97 3H99V4H96ZM157 1H159V0H147L146 1V7H150V6H152L153 4H155ZM166 2V5H165V10H167L166 12H168V11H170L169 10V8H171V10H172V8H174V6L176 7V6H180L181 5V7H179V9L183 12V11H185V9H186V7L187 6H192V4H195V5H197V2L199 1L200 3H202L203 4V2L205 1V6H202L201 7V10H199L198 8H197V6L195 7L194 6V8L193 9H191V8H189L190 10H195V11H197V12H200V13H198V14H201L202 16L203 15H205V14H203L204 12L206 13L207 11H209V10H212V7L213 8H215L216 9V7H214V2H213V4L212 3H209L208 1V3H206V0H203V1H201V0H165ZM213 1H215V0H213ZM232 3H240L241 1H242V4H239L238 5V7L239 8H237V6H236V11L237 10H240V8H242L244 5H245V0H236V1H234L233 2V0H229L228 1V3H227V1H225L227 4H229V5H233L234 6V4H232ZM248 1V0H247ZM246 1V2H247ZM22 2V3H21ZM88 2V3H87ZM91 2H93V3H91ZM102 2V3H101ZM210 2H212V0H210ZM250 2H252V0H250ZM249 2V3H250ZM36 4V5H34L33 6V4ZM40 4V5H37V4ZM60 3V4H59ZM68 4V6L70 5H72V8H73V6L74 5H76V6H74V10H70V8L71 7H68L67 6V4ZM105 4L104 6H102L101 8H100V10H99V6H101L102 4ZM248 3V2H247ZM31 4V5H30ZM56 4H58V5H56ZM83 4V5H84ZM96 4V5H95ZM176 4V5H175ZM182 4L183 5H186V7L184 8L183 6H182ZM206 4H207V6H206ZM210 4H212V6L210 5ZM226 4V6H228ZM91 5H95V7H93L92 8V6ZM97 5H99V6H97ZM248 5V4H247ZM35 6H37V7H35ZM57 6L60 8V9H62L63 10V12H65V11H67V10H64V9H68V12L66 13V14H64V16L65 15H68V13H69V15H71V14H73L72 16L74 17V18H71L69 15V17H70V19L68 18V17H66L65 16V18H67L66 20H64L65 18L63 17V13H61V11H59L60 9H58L57 8ZM79 6V7H78ZM97 6V7H96ZM109 6V5H108ZM226 6H225V8H226ZM234 6V7H235ZM76 7V8H75ZM88 7V9H86ZM32 8V9H33ZM55 8H57L56 10L58 11H54L55 10ZM96 8V10H93V9H95ZM188 8V7H187ZM224 8V9H225ZM31 9V10H32ZM147 9V8H146ZM176 9H178V8H176ZM178 9V12L179 13H181V11ZM182 9H184V10H182ZM189 9H187V10H189ZM230 8H229V6H228V9H225L226 10V12L225 13H222L223 14V18H224V15H225V17H227L228 15H229V11H233L232 9H233V7L231 8V10H229ZM235 9V8H234ZM85 10H88V11H85ZM148 10V9H147ZM216 10H218V9H216ZM229 10V11H228ZM39 11V13H41V15L39 14V13H36V12H38ZM72 12V13H70V12ZM73 11H76L77 13H75V12H73ZM98 11V12H97ZM105 11V12H104ZM162 11V10H161ZM159 11V14L158 15H162V16H155V18H157L158 20H156L159 24H160V26H161V28H162V34L163 35H169V36H172V37H176V33L178 32V31H180V29H181V27H177V26H184V28H182V29H185L186 28V26H188V27H192V26H190V25H187L189 22H190V24H192V23H197L198 25H193L195 28L196 27H202L201 29H199L198 31L196 30V29H198V28H192L191 30L190 29H188V30H190V31H192V32H194L193 31V29H195V33H198V32H200V34H202V35H204V36H206L207 37V39L208 40H210V41H212L213 43H211V46H214L215 45V41H217V42H219V43H222V42H225V43H223V44H219V45H221V48H222V52H224L226 49V51H227V53H228V48H231V47H228L227 48V46H230V44L232 43L231 42V40H233L234 42H236L237 41V39L236 40H234L233 38H230L229 39V36L228 35H230L231 37H234L235 35H237V34H235L234 32V30H231L229 33H228V27L232 24L231 22H229V21H226V18H225V21H220L219 22V20L218 21H215V22H217V23H215L214 21H213V24L215 25V24H218L219 25V28L217 27V28H213V27H204L205 25H204V21H207L208 20V18L207 19H205L204 17H206V15L205 16H201V18H197V17H194V16H197L198 14L195 12V11H191V12H184V13H182V15H181V18L180 19H182L183 20V23H182V21H180V19H179V22H177V23H171V24H166V25H164V21H163V17L165 16L166 17V15L167 14H169V12L168 13H166L165 11ZM204 11V12H203ZM213 11V10H212ZM55 12H57L56 14H55ZM104 12V13H103ZM147 12H149V10L147 11ZM194 14H193V13ZM211 12V11H210ZM218 12V11H217ZM224 12V11H223ZM235 12V11H234ZM46 13V14H45ZM60 13V14H59ZM157 13L158 12H156V13H153V14H155V15H157ZM163 13V14H162ZM165 13V14H164ZM187 13H189V16L188 17H190V18H188L187 16H186V14ZM212 13H216V11L214 10ZM231 13H233V12H231ZM230 13V14H231ZM77 14V15H76ZM185 14V17H183V15ZM191 14H193V16L191 15ZM195 14H197V15H195ZM221 14V15H222ZM40 15V16H39ZM56 15H58V17L56 16ZM60 15V16H59ZM76 15V16H75ZM164 15V16H163ZM109 16H112V19L113 20H111L110 18L111 17H109ZM144 16V14L143 15H140V17H143ZM200 16V15H199ZM219 16V15H218ZM186 17H187V19H186ZM201 19V20H204V21H201L200 20V22L201 23H198V22H195V20H191L190 21V19ZM222 17H220L219 16V19L220 18H222ZM61 18V19H60ZM119 18H121V19H119ZM184 18V19H183ZM69 19V20H68ZM130 19V20H131ZM186 19V20H185ZM217 19V18H216ZM33 20V22L35 23V21ZM70 21V22H68V21ZM151 20H153V19H150V21ZM184 20L185 21H187V22H184ZM60 21H63V23H64V26L66 27V25L68 26L69 25V23L71 24V25H69L68 27L69 28H65L64 26H63V23H62V25H61V22ZM66 21V22H65ZM110 21V22H109ZM118 21V22H117ZM68 22V23H67ZM203 22V23H202ZM219 22V23H218ZM182 23V24H181ZM74 24V25H73ZM109 24L110 25H112L113 27H111L110 29H109ZM178 24V25H177ZM180 24V25H179ZM183 24H186V25H183ZM213 25V26H214ZM240 26H236L235 27V29L237 30V31H239L240 29H242V28H244V27H246V25H245V23L244 24H239ZM34 26V27H35ZM63 26V27H62ZM257 28H251V29H248V36H246V38H248L249 37V35H253V36H255V37H252V39L251 40H254V39H257L256 41H253V42H255L254 44L253 43H250L251 45L250 46H252V45H255V44H257L259 41H258V39H259V36L260 37H264L263 35H264V21L262 20V22L260 23V25H257L256 26ZM36 28H35V31H36ZM135 28V32L137 33L136 34V37L133 39V40H135L136 42L138 41V42H140L141 44H142V47H138V46H135L136 44L137 45H139L138 44V42L136 43L135 41H133L132 40V42H131V44H129V43H127V40H121V42H118L119 44L117 45L118 47H116V48H118V50L114 47V49H115V53H114V55H116V56H119V57H121V58H119L118 59V57L116 58V56H115V60L112 62V64L114 65V66H117V65H120V64H124L123 63V60H124V58L126 57L125 55H122L123 53L124 54H126L127 52H128V49L130 50L131 48H128L127 49V47H133V46H135L136 47V50L135 49H133V50H135V51H137V52H143V51H145V52H153L151 55L153 56V61L152 62H154V63H157L156 65H154V66H152V62H151V65H150V68L148 69V70H151V68H153V71H149V72H147V74H149V77H148V75H147V77L148 78H151L152 76H154V77H152V78H156V77H158V81L159 82H161V78L163 79L162 80V82H165V83H162L161 85H162V90L160 91V93H161V95L162 96H160V99H159V101H161L162 102V100L163 99H161V98H164V100H166V98L168 99V98H170V99H168V103H166V104H164L163 105V103H161L164 107H161L160 108V111H161V113H159V114H161L160 116H163L162 118H164L165 117V115L167 114V119L168 120H166V121H169V119H170V122H168L166 125L168 126V127H170L169 129H170V131H171V127H173V125L176 123V118L177 117H182L181 116V114L185 111L184 109H181L183 106H181V104L180 103H182V102H185V101H181V102H179L178 104H180V106L178 105V108H180V110L179 109H177L176 111H171V113H169L167 110H169V109H171V108H168L166 105H169L170 104V102H172V101H175L176 100V98H177V96L179 97V95L178 94H175V92L177 91V90H179V89H176V91L174 92V89L173 88H175V87H172V89L170 88L172 85H173V82L176 80V77L173 75V73H175V71H177V68L180 70L182 67L184 68H186V66H187V68L188 69H181L180 71L181 72H183L184 73V71H186V70H188L187 72H190L191 71V69H195L196 68V66H194L195 64L197 65V67H198V71H197V76L196 77H200V79L201 78H204V76H209V77H211V75H213V72L215 71V69H216V67L217 66H219L221 63H223L222 61H223V59H224V57H221L220 58V56H216V57H212L213 58V60L214 61H212V58H211V60L210 59H208L210 62L208 63L207 62V60H205V59H201L200 61H199V63L197 64V62H195V58H193V56H194V51H191V52H193V54L191 55V53L187 50H185L184 48H182V47H180L179 45H178V43L175 45L176 47H173V45H169V46H166V45H158V43L156 44V42L155 41H153L152 39H151V41H153L152 43H151V41H149L150 39H148L147 37H146V35H147V32L146 33H143V32H140V35H139V32H138V30H136L137 28L136 27H134ZM177 28V31L175 32V29ZM178 28H179V30H178ZM32 29H33V27H32ZM69 29H72L71 31H69ZM103 29H105V30H103ZM81 30V29H80ZM79 30V31H80ZM145 31V30H144ZM190 31H187V32H190ZM232 31H233V33L235 34H230V33H232ZM33 32H34V30H33ZM49 32H47V33H49ZM72 32V33H71ZM187 32H185V33H187ZM218 32H219V34H220V32L224 35V36H220V38L218 37ZM40 33V34H39ZM46 33V32H45ZM74 33V34H73ZM191 33V32H190ZM188 33V35H187V37H186V41L188 40V42H190L191 40V36L193 35V33ZM240 33V32H239ZM34 35H35V33H33ZM190 34V35H189ZM215 34H218L217 36L215 35ZM247 34H244L243 36H242V38L240 37V38H238V39H241L242 40V42L244 41L243 40V37L245 36V35H247ZM44 35V36H43ZM46 35H48V34H46ZM90 35L91 36H96V33L95 34H93V32L92 33H90ZM104 35V37H102ZM138 35V36H137ZM141 35H145V37L143 38V37H139V36H141ZM259 35V36H258ZM262 35V36H261ZM39 36V37H40ZM214 36H216L217 38H219V39H215L214 38ZM240 36V35H239ZM256 36H258V38H256ZM40 37V38H41ZM195 37V35L194 36H192V39ZM214 39H213V38ZM235 37H237V36H235ZM100 38V39H99ZM224 39V41H223V39ZM251 38V37H250ZM249 38V39H250ZM254 38V39H253ZM33 39H35V40H33ZM103 39V40H102ZM148 39V40H147ZM212 39V40H211ZM221 39V40H220ZM262 39L264 40V38H261V39H259L260 40V42L262 41ZM52 40V41H51ZM142 40H146V41H142ZM207 40V41H208ZM213 40H215V41H213ZM220 40V41H219ZM241 40H238L239 42L241 41ZM51 41V42H50ZM65 41V42H64ZM120 41V40H119ZM209 41V42H210ZM222 41V42H221ZM230 41V42H229ZM246 41V40H245ZM244 41V42H245ZM248 41V40H247ZM246 41V42H247ZM34 42V43H33ZM37 42V43H36ZM50 42V43H49ZM95 42V43H94ZM125 42V43H124ZM133 42H135V43H133ZM149 43L151 46H149V44L145 47V45L146 44H144V43ZM230 44H229V43ZM238 42V44H240L241 45V43L242 42H240L239 43ZM249 42H251V41H249ZM65 43V44H64ZM122 43V47L121 46H119L120 44ZM126 43L127 44H129V46H125L126 45ZM133 43V44H132ZM184 43H185V39L183 38L182 40H181V43L180 44H182L184 47L186 46H188L189 44H185L184 45ZM262 43H263V47H261V43H258L257 45H259L260 46V48L259 49H261L262 48V50L264 49V42L262 41ZM32 44V45H31ZM135 44V45H134ZM227 44H229V45H227ZM244 44V45H243ZM242 44V46L241 47H248V45H249V43H247L246 45H245V43H243ZM109 45H110V47H109ZM153 45H156V46H154L153 47ZM234 45H236V43H234ZM234 45H233V48H234ZM240 45H238V46H240ZM257 45H256V47H257ZM13 46V45H12ZM140 46V45H139ZM149 46V47H148ZM249 46V47H250ZM63 47V49H61ZM121 47V48H120ZM135 47H133V48H135ZM143 47L144 48H146V49H143ZM157 47V48H156ZM160 47H162V48H160ZM167 49H166V48ZM178 47H180V48H178ZM243 47V48H244ZM11 48H13V47H11ZM96 48V49H97ZM120 48V49H119ZM127 49L126 51L127 52H125L124 50L125 49ZM152 48H154V49H152ZM164 48H165V50H164ZM238 47H236V49H237ZM242 48V49H243ZM110 49V50H111ZM142 49V50H141ZM147 49H149V50H147ZM158 49H160V50H158ZM232 49V48H231ZM235 49V50H236ZM239 49V48H238ZM245 49V48H244ZM122 50V51H121ZM147 50V51H146ZM151 50H154V51H151ZM189 50H191V49H189ZM233 50V49H232ZM262 50H259L260 51V53L263 55V53L261 52ZM119 51H121V53L119 52ZM124 51V52H123ZM160 51V52H159ZM234 51V50H233ZM119 52V53H118ZM123 52V53H122ZM162 52V53H161ZM167 52H170L169 54L167 53ZM172 52V53H171ZM187 52H189V53H187ZM264 52V51H263ZM52 53V54H51ZM104 53V52H103ZM113 53V52H112ZM161 53V54H160ZM177 53H178V55H177ZM179 53H183V55H181V56H179ZM235 53V51L233 52V54ZM259 53V52H258ZM257 53V54H258ZM189 54V55H188ZM122 55V56H121ZM160 55H161V57H160ZM169 55V56H168ZM186 56V58L187 59H185L184 60V58H185V56ZM38 56V58H34V57H37ZM49 56V57H48ZM107 56V55H106ZM155 56H157V57H155ZM163 56V57H162ZM189 56H191V57H189ZM232 54H231V51L229 50V53H228V58L226 59V60H229L230 58H232ZM261 56V55H260ZM160 57V58H159ZM169 57H171V58H169ZM217 57H219V59L217 58ZM262 57V59H261V61L264 59L263 58V56H261ZM260 57V58H261ZM107 58H111V59H107ZM112 58H114L113 56H111V57H109V55H108V57H106V61H109V62H111V60H112ZM166 58L168 59V61L170 62V63H168V61L166 60ZM191 58V59H190ZM214 58H217V59H214ZM223 58V59H222ZM32 59H34V60H32ZM104 59H105V57H104ZM122 59V60H121ZM157 59V60H156ZM158 59H160L159 61H158ZM193 59V60H192ZM195 59V60H194ZM29 60H30V62H29ZM41 62H40V61ZM117 60H118V62H120V64H118L117 63ZM120 60V61H119ZM156 60V61H155ZM165 60L167 61L166 63H165ZM192 60V62L194 63V64H192L190 61ZM182 61H184V62H182ZM251 61L253 62V63H251ZM259 62L260 61V59L258 60H254V59H250L249 61H247L246 63H247V66H251V65H253V64H255V66H260L259 64H261V65H263L262 67H253V66H251L252 68H253V71H254V74L252 75V77H250L249 79L248 78H244V79H242L241 77L242 76H244V75H242V74H240L239 75V73H241V72H244V74H246L247 75V73L246 72H253L252 70H249L248 71V69H246V71H240L239 72V70H241V69H243V70H245V68H248V67H246V65H245V67L243 68V67H238V65H244V64H246V63H243V64H238L236 67H235V65L232 67V68H230L229 69V72H227V73H229V74H225V75H223V77L222 76H218L217 74H216V76H215V74L213 75V76H215L214 77V80H216V82H214V83H211L210 81H207L206 80V78H205V81L206 82H204V80H202V81H200L199 80V78H198V80L199 81H197V80H195V79H197V78H195L194 79V77H193V75H195L194 74V70L193 71H191L190 73H192L193 75H190V73H189V75H188V73L186 74V73H184V74H186L187 76H191V78H192V80L194 79V81H195V84L197 85L198 84V86H196V85H194V81H193V83L191 82V83H189L190 81H192V80H189L188 81V79H191V78H188L187 76L185 77V78H181V82H182V80H183V85L181 84V82H179L178 83V85H180V86H183L182 88L180 87V86H176V88H181V89H183V90H181V91H179L178 93H180V97L181 96H183V94H185L184 96H186V92H190V95L189 94H187V96L189 97V96H191L190 98H192L191 99V103L193 104L194 102L192 101V100H196V101H199V103H198V105L196 106V108L197 109H199L200 108V106L202 105V106H213V108H215V107H217L219 104H221V103H223V102H226V101H229V102H235V101H239V100H241V102L242 103H240V105L241 104H244L245 106H248V107H250L251 106V104H252V102L255 100V99H259V103H261V105H259L260 107H264V81H262V80H264V62H260V63H257V62ZM264 61V60H263ZM39 62V63H38ZM182 62V63H181ZM187 62H190L189 64L191 65L190 67H189V64H186ZM43 63V64H42ZM179 63H181V64H179ZM257 63V64H256ZM25 64V66H27ZM38 64H40V65H38ZM59 64V63H58ZM168 64H169V67L171 68L172 66V69H170V68H168V69H170L171 70V72L172 73H168V69H167V66H168ZM184 66H183V65ZM210 64H212V65H210ZM249 64V65H248ZM1 65H3L2 63H1V61H0V73H2V74H0L1 75V79H4V80H0V82L2 83L3 82V84L1 85V83H0V86H1V88H0V90L1 89H4L5 91H7L8 92V89L7 88H9V86L7 85V84H5V83H8L9 84V82H5V81H7L8 80V77H9V72H7V69L6 68H4V67H2ZM156 66H158V67H156ZM180 66H182V67H180ZM194 66V67H193ZM58 67V66H57ZM117 67H119V66H117ZM154 67H155V69L157 68V70L156 71H154L155 69H154ZM193 67V68H192ZM250 67V68H251ZM174 68H176V70L174 69ZM190 68V69H189ZM215 68V69H214ZM39 69H41V70H39ZM53 69V68H52ZM233 69H234V71H233ZM170 70H169V72H170ZM190 70V71H189ZM41 71V72H40ZM49 71V73H47L46 74V72H48ZM120 71H122V70H120ZM151 72V73H150ZM156 72H159V73H157V74H159V75H161L160 77H159V75H157L156 74ZM180 72V73H181ZM239 72V73H238ZM250 72V73H251ZM34 73H37V75H35ZM166 73V74H165ZM183 73H181L182 75H184ZM215 73V72H214ZM40 74V75H39ZM42 74L44 75V78H42V77H39V78H41V80H40V83H39V78L37 77V76H42ZM252 74V73H251ZM152 75V76H151ZM156 76V77H155ZM181 76V75H180ZM185 76V75H184ZM225 76V77H224ZM255 76H257L258 78H260V80H261V82H263V84L261 83V85H259L260 87H257V86H252V87H248V85H250L251 83H250V80L253 78V77H255ZM35 77V78H34ZM49 77V78H48ZM181 77H183V76H181ZM31 78V79H30ZM47 80H46V79ZM188 78V79H187ZM213 78V77H212ZM29 79V80H28ZM157 79V78H156ZM185 79H187V80H185ZM34 80V81H33ZM37 80V81H36ZM44 80H46V81H44ZM36 81V82H35ZM186 81V82H185ZM42 82H44V83H42ZM199 82V83H198ZM200 82H203L202 84L200 83ZM210 84H209V83ZM32 83V84H31ZM185 83H189L191 86H194V87H188L189 85L188 84H185ZM204 83H207L206 85H204ZM5 84V86H3ZM45 84V85H44ZM163 84H167V86H165V85H163ZM201 84V86H199ZM212 84H214V85H212ZM219 84V85H218ZM221 84H223V86L221 85ZM225 84V85H224ZM42 85H44V86H42ZM48 87H47V86ZM7 86V87H6ZM164 86V87H163ZM221 86V87H220ZM4 87V88H3ZM186 87L189 89H191V91H189V90H185V93H182L183 91H184V89H186ZM222 88L223 90H218L219 88ZM38 88V89H37ZM39 88H41L40 89V91H39ZM192 88H194V89H192ZM216 88H218V89H216ZM250 88H252V89H250ZM167 89H171V90H168L167 91ZM4 90H1V91H4ZM46 91V92H45ZM167 91V92H166ZM171 91H173V92H171ZM222 91V93H224V91H226V94L228 93V95H222L220 92ZM4 93L5 95H4V97L6 96V99L4 98V101L5 102H7L6 104L4 103V101H1V99L3 100V98H1L2 96L0 95V106H3V109H0V111L1 110H5L6 111V109L8 110L9 109V112H6V115L5 116H7L8 115V117H12V120H16L17 118H15V116L16 115H18L19 114V112H20V114H22V115H18L19 117H21L22 116V122H20V119H19V117H18V119L16 120L17 122H20V126L19 125H17L15 122L16 121H12L11 119L9 120V118L7 117V119H8V122L7 123H5V117L4 116H2V117H4V118H1V122L2 123H0V200H1V198H2V200L1 201H3V199L5 200V198H4V196H7V195H9V197L5 200L6 202H8L9 203V205L7 204V205H5L6 203L4 202L3 203V205L2 206H7V207H9L10 209H11V211H18L17 209H15V208H13L12 206H15L16 204H17V202L18 201H24V203H23V206L21 207V210H22V212L23 213H26V214H28L29 215V217H30V219L32 218V217H34V218H36V220H39V222L40 221H43L44 220V218H46V219H52L51 217H52V215L50 216V214H52L50 211L48 212L47 210H48V208L45 206V204H44V202L43 201H41V199L39 200V197L37 198V200L39 201V202H41V204L40 203H38V202H36V200L34 201L33 200V202H31L32 200L31 199H35L36 197H34L35 196V194H33V192H30V190H28L29 192H27V191H25V193L24 192H20V191H18V190H16V188H15V184H14V180L13 181H10V180H12V179H15V180H17L18 181V185L21 183L22 184V186L21 187H24V185L26 184L25 182H24V179H25V176H27V175H25V174H28V175H30L29 173H26L27 172V170H30V172H32L31 174H32V178L34 179L35 177H37L36 179H34V180H37V181H41V182H39V183H44V184H47V182H44V181H42L43 179H45V181H46V179L47 180H49V181H51V178L53 177L54 178V176H56L57 178H58V175H60L61 173H63V174H66V173H68V174H71V173H69V172H67L66 170L67 169H65L64 170V167H66L65 165H67V168L68 167H70V168H68V169H71V170H68V171H71V172H73V171H75L76 173L78 172L79 174H80V177H85V176H83L84 174H83V172L84 173H87L88 172V170H86V172H85V168L84 167H86V166H83L82 164H84V161H83V163H80L81 161L79 160V159H81V157L78 159L77 157H76V155H74V157H75V159L78 161V167H81V165L83 166V168L81 167L80 169H83V170H81L82 172H79L80 170H78L79 168L78 167H76V163L74 162V160H71L72 159V157L70 158V156H68L69 158L68 159H66V156L67 155H65V154H63L62 152H60L57 148H56V146H55V144L53 145V142H52V140L47 136V134H45L46 132L45 131H43L44 129H43V126H42V124L38 121V120H33L32 119V117L28 114V112H25L24 114H25V116L23 115V112L22 111H20L19 109H18V106H19V104L18 103H16V102H14L13 100H11L10 98H8V93ZM45 92V93H44ZM163 92H164V94H163ZM165 93H169V97H168V95L167 94H165ZM172 93V94H171ZM177 93V92H176ZM1 94V93H0ZM2 94H3V92H2ZM175 95V97H174V95ZM44 95H46V96H44ZM167 95V96H166ZM171 95H173V97L175 98V100H172V96ZM52 96V95H51ZM158 96V97H159ZM182 99H180V100H183V98L184 97H181ZM60 99V98H59ZM58 98H57V100H54V102L55 103H58V105H60V106H63L62 108H63V110H66L67 112L66 113H64V112H60V113H62L63 114V116L64 115H71V117L70 116H68L66 119H68V118H71L69 121H68V124H67V121H64V119H61V120H59V125H60V127L61 128H64V127H68L69 129H73V130H71L72 131V134H75L74 136H77V135H79L80 133L79 132H82L83 130H84V127H86L85 128V133H88V132H90V130H88L87 129V126L86 125H84L83 123H88L90 120H92V123L91 124H93V123H95L94 121H93V119H89V117L91 116V111L89 112V111H87L88 109L87 108H85V107H87V106H84L82 103V105L81 104H77L78 106L77 107H72V106H69V107H72V108H68V106H67V104L65 103V100L62 98V100L60 99V101L62 102H64V105H62L63 104V102L62 103H60V101H58L59 100ZM178 99V98H177ZM188 100H189V98H187ZM41 99H39L38 101H37V103H38V105L39 104H41V103H44L43 101H41V103L39 102ZM46 100V101H45ZM179 100V99H178ZM13 101V102H12ZM196 101H195V103H196ZM8 102H10V104H12V105H15V106H17V104H18V106L17 107H15V106H11ZM165 102H167V100L165 101ZM190 102V101H189ZM201 102V103H200ZM2 103V104H1ZM16 103V104H15ZM160 103V102H159ZM197 104V103H196ZM201 104V105H200ZM11 106V107H9V106ZM51 107H50V106ZM53 105H54V103H53ZM57 105V106H58ZM193 105H195V104H193ZM243 105V106H244ZM56 106V105H55ZM7 107H9V108H7ZM12 107H15V109L14 110H16V108H17V110L16 111H14V110H10V109H13ZM47 107V108H46ZM49 107V108H48ZM187 107H188V105H187ZM195 107V106H194ZM2 108V107H1ZM5 108V109H4ZM55 107H53V109H54ZM58 108V107H57ZM61 108V109H62ZM65 108V109H64ZM166 108H167V110H166ZM184 108V107H183ZM186 108V107H185ZM206 108H209V107H206ZM211 109H212V107H210ZM87 109V110H86ZM188 108H186V110H187ZM211 109H210V111H211ZM257 109H258V107H257ZM262 109V108H261ZM264 109V108H263ZM19 110V111H18ZM179 110V111H178ZM183 111V112H180V111ZM260 110V109H259ZM13 112L14 111V113L16 112L17 114H13V113H10V112ZM18 111V112H17ZM44 111V110H43ZM53 111V110H52ZM51 110H49V111H45V112H43V113H46V112H52ZM159 111V112H160ZM163 111H165V113L166 114H164V113H162ZM188 111V110H187ZM261 111V110H260ZM73 113V115L72 114H70V113ZM197 112V111H196ZM195 112V113H196ZM1 114H0V116L2 115V113L4 114L5 112H0ZM8 113H10V114H8ZM185 113H187V112H184L183 114L187 117V119L189 118V116H187ZM12 114V115H11ZM164 114V115H163ZM10 115V116H9ZM15 115V116H14ZM183 115V116H184ZM189 115H192L193 116V113L191 114V112H190V114ZM30 118H28V117ZM170 116V118H168ZM192 116H190L191 118H192ZM231 116H234L233 114L231 115ZM27 117V119L30 121V122H28V120H26V121H23L24 119L23 118H26ZM66 117V116H65ZM75 117V118H74ZM226 117V116H225ZM14 118V119H13ZM64 118V117H63ZM74 119V120H73ZM81 119V120H80ZM190 119V118H189ZM188 119V120H189ZM225 119H227V117L225 118ZM191 120V119H190ZM4 122V123H3ZM11 122H14V124L13 123H11ZM62 122H63V125H62ZM64 122H66V124H67V126H66V124L64 123ZM82 122V123H81ZM12 124V126H11V124ZM38 124V125H37ZM82 124V125H81ZM91 124H89V125H91ZM97 123H95V124H93V125H96ZM18 126V129H13L12 127H17ZM41 125V126H40ZM62 125V126H61ZM84 125V126H83ZM101 125H102V127H103V129L105 130L106 129V127L101 123ZM100 125V126H101ZM195 125H196V128L197 129H201L202 128V123L200 122V121H197L196 123H195ZM81 126H83V128L81 127ZM14 127V128H15ZM39 127H42V129L41 128H39ZM152 127H156V128H153L154 129V131H155V134L158 136H156L157 138H153V140H155V141H157V142H154V143H150V144H140L139 146H138V149H137V151L133 154V162H134V167H133V171H132V173L130 174V176H119V175H122L123 173H122V171L123 170H121V171H119L120 170V168L118 169L117 168V170L115 169V168H113V167H115L113 164H111V165H113V167L111 168V169H108V172H106V171H100L101 173V175L100 174H97V176H99V179L100 180H102L101 178H103V177H105L107 174H105V172L106 173H109V171H112V172H110V173H112V175H110V173L108 174V176H114V175H117V174H119V175H117L116 176V178L115 177H113L114 179H112V181L115 183V184H113V188H112V190L111 189H109L108 190V188H109V186H107L108 184L107 183H105L106 184V186L107 187H105L104 186V184L102 185V186H104L105 187V189H107L106 191H108V193H106V191H105V193H106V195L107 194H111L112 192V194L109 196V198H111V196H113V199H109L110 201H106L105 202V200H108L107 198V196L105 195V193H104V195H103V193L101 194V192H100V190H101V188L100 187H102L100 184H102V182L100 183V180H99V182H97L96 181V178L98 179V177H94V179H95V181H94V183H96L97 182V184L99 185V187H96V185L94 184V186L92 187V189H93V192H97V193H93L94 194V197H96V195L98 194L99 196H101L102 197V195H103V197H104V200L101 202V204H105V206L103 207L102 205H100V206H98V207H96L97 209L98 208H100L101 206H102V209H99V210H96V211H99V212H101L102 213V216L101 217H99V218H92L91 219V217H90V219L91 220H93V221H90L89 220V218L87 219V216H85L86 214L85 213H87L88 211H86L85 212V208L82 206V205H80L81 204V201L80 200H78V201H80V202H76L75 200H77V198H76V195L74 194V192H72V190H65V189H62V188H64L63 186H64V183H65V179H66V177H68V174H66L67 176H65V177H63L64 179H62L60 176V178L58 179V181L56 180L55 181V183H53V186L54 185H57V184H60V185H58V186H54V188H53V186H52V184L48 181V186L50 185V186H52V188L53 189H55L56 187H59V188H61V183H56V182H60V181H64V183H63V185H62V188H61V191L63 190L64 191V193H65V195H67L66 193H70V192H72V194L70 193V195L69 196H72L73 198L75 197V200H73V198L72 199H68L69 197H68V195H67V197L65 196L64 197V199L63 200H66V201H68V202H66V203H70V201L71 200H73V202H75V203H70V204H68L67 205V207H69V209L71 210V211H74L73 210V207L74 208H77V206L78 205H80V206H78L79 208H81V207H83V209H82V212H81V209H79L80 210V213L81 214H83L84 213V215L81 217V215H79V216H77L78 214H79V212H78V209L77 210H75V212H78L77 214L75 213V212H72V218L70 219V220H72V221H76L78 218H82V220L84 219L83 217H86L85 218V221H86V225L84 224L85 222H82L81 223V221L79 220V223L78 224H83V226H85V229H84V227L82 226V225H80V226H82L81 227V229H84L86 232H87V235L88 236H90V237H88V238H84V240H86V241H84L83 239H82V241H81V239L80 238H78L74 233H72V232H69L70 230H67V228H65L64 226H60V227H62V228H58V229H62L63 231H61V230H59L60 231V233L58 234V235H62L63 236V239L62 240H64L65 239V237H66V241H67V243L69 244V246H70V248H71V251H70V255H71V257L69 258V261H72L73 262V264H101L102 262V260H104V262H111V258L109 257V255L108 254H106V253H104V252H100L99 251V249H95L94 247H93V243H94V241H93V239L95 238V236L97 237V235H101V234H103V235H108L107 237H109V236H115V235H121L120 234V232L123 230V232H124V230L126 231V229H132V231L131 232H137V231H139V230H133L134 229V225H136V223L135 222H138L140 219H142L143 217H145V216H147V218H150L151 216L152 217H156V218H153V219H157V218H159V219H157V220H163L164 219V222L162 221V225L161 224H158L159 226H161V227H164V225H166L165 227L166 228H160V229H162V230H160L159 228V232H157V227H159V226H152V228L153 227H156V232L154 231L155 229L153 228V230H152V228H151V230H150V232L148 233V234H150L151 233V231H153V232H155L156 234H154V233H152V236H150V235H148V236H150V237H152L150 240V242H153L154 244H155V248H151L152 247V244L150 245V242L148 241V245L150 246V247H143L142 249H145L144 251L145 252H147V253H149L150 252V249H153V252H150L149 254H147V253H136L135 254V252H137V250L139 251V250H141V251H139V252H142V249L140 248V249H137L136 250V248H135V250L136 251H134L132 254H130L129 255V259H127L128 261H129V263H126V264H162V263H165V264H167L165 261H170V263H174V262H172L174 259H173V257H175V256H177L179 259L180 258H182L184 255L186 256L187 254H189V253H187L186 254V252H189L190 250V253L193 251V249H201V248H204V247H207V248H212L213 247V249H218V248H215V247H219L220 249L221 248H223V244H225L226 242H224L223 244H219L218 243V241H216L217 239H216V237L215 236H213V234L211 235V234H209V235H206V236H199V237H196V238H193V239H191L192 237H187L185 234H183L182 232H184L185 233V231H184V229H181V228H183V227H181L180 229H181V233H174L173 231L176 229V225L177 224H180V225H182V224H184V222H186V221H189V222H191V221H193L194 222V224H195V221H196V223L198 224V220H201L200 218H202V216H200L199 214L203 211V213H201V214H204V211L206 210V209H203V207H207V209H210L211 208V206L213 207V208H215V206H217L218 204H220L221 203V201L222 200H224V201H226L228 204H230L231 206H234L235 207V211H236V217H239L237 220H242V219H244L245 221H247L246 219L247 218H245V217H249V216H252L253 218L254 217H256V216H253L254 214V212H255V210H254V206H253V203L256 201V199L254 198V197H256L255 195L256 194H258V190H257V188H255L254 190L255 191H257V192H255L254 190H252V187H250V186H252V185H254V186H256L257 187V184H259V181H255L257 184H255L254 182V184H252V185H250L249 187L251 188V190L253 191H250V188L249 187H247L249 190L247 191L246 189H240V191L242 190L243 192H252V193H249V194H252V195H250L249 197H247V196H245V195H243V194H246V193H241V195H239L238 194V196L237 195H234V191H230L229 192V196L227 195L226 197H225V199L222 197L223 196V194H222V192H221V188L219 187L218 188V190L220 191H218V193L217 192H214V193H217V194H215V195H211V198H209V196L210 195H207L206 197H208L207 199H205V196H204V201L203 202H201L202 200L201 199H203V197H196V196H193V197H196V198H191V196L190 195H192V194H188V193H186L185 192V190L187 189V187L188 186H186L187 184H184V182H186V181H184V182H181V185L183 186H185V189H184V187H182L183 188V190H181V191H184L186 194H187V196L186 195H184V197L186 196L187 197V203H188V201L190 200V202H192V203H194V204H192V205H189V204H191V203H189L187 206H186V202L185 203H183V204H185V206L184 205H182V204H180L179 202H177L178 200H174L173 201V205L172 204H170V200H167V204H166V201L164 200V199H162V197H160V196H164V197H166L165 195H162L163 193V191L164 190H160V191H162V192H160L159 193V189L161 188L160 186L162 185V181L164 182V183H167L168 182V177L170 176V175H173V176H175L176 174H173V172H175V170H180L181 172L180 173H177V174H179L178 175V177L179 178H182L181 176H183V180H184V177H186V175L184 176V175H180V174H187V176H189L188 175V173H189V171L192 169V167H191V164H188V160L191 158V159H194L197 163L199 162V161H201L203 158H205L206 157V154L205 153H202V152H198V151H200V150H198L197 151V149L196 150H191V148L193 147V146H196V147H201L202 145L201 144H199V143H201V141L202 142H204V140L203 139H205V138H207V137H209V136H211L210 138H214V137H221V135L219 134V133H214L213 135L212 134H209L208 136H205L204 138H201V137H197V138H195V142L193 141V142H189V141H187L189 144H190V146L188 147L187 145V147H188V149L186 148V146H181L180 147V145H182V144H184L183 142H181L178 146H176V151H178L179 153L178 154H180V157L177 159V157H175V156H173L174 155V153H176L175 151H171V153L169 154L166 150L168 149V148H170V146H171V144H170V141H172L171 140V138H172V133L170 132V131H166L167 132V134L169 133L171 136H169V138L168 137H166L167 139H169V140H167V139H165V138H163V137H165V136H167V134L165 133V130H163L161 127H157V125L156 126H152ZM41 129V130H40ZM79 129H82V130H80V131H78ZM168 129V130H169ZM206 129H208L209 131H211V132H217V131H219L220 130V128H219V125L217 126L215 123H213V124H209L208 126H206L205 127V130ZM76 130L78 131V132H76ZM41 131H43L44 132V136L43 135H41L42 133H41ZM74 131H75V133H74ZM88 131V132H87ZM146 131V130H145ZM153 131V132H154ZM140 132H142V131H140ZM139 132V133H140ZM83 134H81L80 136H77V137H80V138H77L76 140H84V139H86V138H88V137H90V135L89 134H86V135H89V136H86L85 135V133H84V131L82 132ZM188 133V132H187ZM190 134V133H189ZM47 137H46V136ZM83 136V137H82ZM86 136V138H84ZM186 137L187 138H185V139H189L190 141H191V139H190V137H192V136H190V135H188V134H186ZM47 138V139H46ZM76 138V137H75ZM84 138V139H83ZM106 138V137H105ZM105 138H100V139H97V141H104L105 140ZM108 138V137H107ZM160 138V139H159ZM199 138H201V140H200V142L199 141H197L196 139H198L199 140ZM89 139V138H88ZM88 139H86V140H88ZM109 139V138H108ZM75 140V141H76ZM149 140V139H148ZM153 140H151V141H153ZM160 140V141H159ZM3 141V142H2ZM85 141V140H84ZM84 141H79V142H75V144H78L79 143V145H81L82 144V142L83 143H85ZM199 142V143H197V142ZM81 142V143H80ZM95 142V141H94ZM99 143V142H98ZM107 143H109V142H107ZM191 143H194V144H191ZM206 143V142H205ZM204 143V144H205ZM74 144V143H73ZM96 144H97V142H96ZM110 144V143H109ZM152 144H153V146H152ZM188 144V145H189ZM78 145V146H79ZM197 145H201V146H197ZM211 145H213V143L211 144ZM53 146H55V147H53ZM82 146V145H81ZM112 146V145H111ZM115 146V145H114ZM115 148V147H114ZM194 148V147H193ZM55 149H56V151H55ZM195 149V148H194ZM190 151L191 153H189L188 151ZM57 151H59L58 152V155H57ZM169 151V150H168ZM163 152H165L166 153V156L167 157H165V153H163ZM116 153H117V151H116ZM131 154H132V152H131ZM164 154V155H163ZM60 155H62V156H60ZM161 155H163L164 157L162 158V156ZM60 156V157H59ZM116 156H119L118 155V153H117V155ZM115 156V157H116ZM61 157L62 158H64V159H66V161H67V163H63V161L61 160ZM73 157V158H74ZM117 158H119V157H117ZM166 158V159H165ZM173 159V160H175V161H178L176 164H178L179 166H180V168L178 167V169H176V167L177 166H172L171 165V167H170V165H165V166H167V167H169V168H164L163 167V165H161V164H163L164 163V161H165V163L164 164H166V160H168L169 161V159ZM69 160H71V161H69ZM68 161L71 163V164H75V165H71L70 163H68ZM76 161V162H77ZM65 162V161H64ZM74 162V163H73ZM70 164V165H69ZM81 164V165H80ZM84 165H86V164H84ZM111 165H108V167L110 168V166ZM161 165V166H160ZM73 166H75V168H72ZM108 167H106V168H108ZM159 167V168H158ZM164 168V169H162V168ZM175 167V168H174ZM78 168V169H77ZM161 168V170H163V171H161V172H166V174H169V172H167V171H170V172H172L168 177H167V175L165 174V176H162L163 175V173H161V175L160 174H156V175H154L153 173H154V171H158L159 169ZM173 168V169H172ZM34 169V170H33ZM73 169H77L78 171H76V170H73ZM115 169V170H114ZM122 169V168H121ZM154 169V170H153ZM156 169V170H155ZM167 171H166V170ZM169 169V170H168ZM175 169V170H174ZM105 170H107V169H105ZM165 170V171H164ZM172 170V171H171ZM179 170H178V172H179ZM117 171H119V172H117ZM29 172V171H28ZM33 172H35L34 174H37L39 177H40V179L41 180H39V177L36 175H33ZM64 172H66V173H64ZM113 172H115L114 174H113ZM151 172H153L152 174L154 175V177H152V179L153 180H151L150 182H148V183H146L145 185H143V184H141L140 183V181H139V179L141 178V176H151L150 174H151ZM177 172V171H176ZM183 172V173H182ZM156 173V172H155ZM158 173H160V172H158ZM63 174H61V176L63 175ZM8 175H13L12 177H8ZM42 175L44 176V177H46V178H43L42 179ZM86 175V174H85ZM105 175V176H104ZM152 175V176H153ZM24 176V177H23ZM31 176V175H30ZM102 176V177H101ZM108 176H106V179H108ZM155 176L157 177H162L163 179L165 178V179H167L166 180V182H165V180H162L161 182H159V184H160V186H158L159 188H158V190H155V188L157 187V184H158V181L156 182L155 181ZM48 177H49V179H48ZM177 176H175V178H176ZM202 177H205V176H202ZM9 178H11V179H9ZM23 178V180H21V179ZM169 178H172V176H170ZM174 177L172 178V179H170L171 180V182H172V180L174 181L173 183H177V182H180L182 179H179V181H177V182H175L176 180H178V178L177 179H175ZM7 179H9L8 181H7ZM60 179H62V180H60ZM84 179V178H83ZM109 181L108 182H110V187L112 186L111 185V183H112V181H111V177H109ZM159 179H161V178H159ZM202 179V178H201ZM199 180V181H203V180ZM206 179V178H205ZM204 179V180H205ZM103 180L104 181H106L107 182V180H105V178H103ZM102 180V181H103ZM157 180H158V178H157ZM182 180V181H183ZM185 180H187V179H185ZM230 181H231V179H229ZM17 181H15V182H17ZM53 181V180H52ZM234 181V180H233ZM232 181V182H233ZM260 181H262V179L260 180ZM171 182H169V183H171ZM201 182H199V184L201 183ZM23 183H25V184H23ZM228 183H230V182H228ZM261 183V187H259L258 186V188H262V190H263V186H264V182H260ZM262 183H263V185H262ZM158 184V185H159ZM180 184V183H179ZM178 183H177V185H179ZM198 184V183H197ZM196 184V185H197ZM231 184V186L233 187V185H232V183H230ZM234 184V183H233ZM97 185V186H98ZM170 186L172 185V184H169ZM176 185V184H175ZM175 185H173V187L175 186ZM176 185V186H177ZM196 185H193L192 186V188H194V187H196ZM14 186V187H13ZM47 186V187H48ZM175 186V187H176ZM199 186V185H198ZM196 187L197 189H199V187ZM66 187V186H65ZM94 187H96V188H98V189H96V188H94ZM178 187H181V186H178ZM178 187H176V188H178ZM182 188H178L179 190L180 189H182ZM189 189H190V187H188ZM191 188V189H192ZM192 189V190H194V193L196 194V195H199V194H197V193H199V192H197V189ZM48 189H49V191L51 190V187H48ZM104 188H102V190H105ZM175 189V188H174ZM60 190V189H59ZM59 190L57 191V189L56 190H53L54 192L56 191V194L53 192V191H50V192H52V194H55V195H58L57 193H59ZM95 190V191H94ZM96 190H98V191H96ZM101 190V191H102ZM111 190V191H110ZM176 190V189H175ZM261 190V191H262ZM61 191H60V194L61 195H59L58 197H63L62 196V194L63 193H61ZM66 191V192H65ZM69 191V192H68ZM176 191H178V190H176ZM181 191H178V192H181ZM189 191H191V190H189ZM237 191H239V190H237ZM100 194H99V193ZM111 192V193H110ZM208 192V191H207ZM254 192L256 193V194H254ZM259 192H260V190H259ZM201 193H203V192H201ZM200 193V195H203V194H201ZM220 193V194H219ZM231 193L233 194V195H231ZM237 192H235V194H236ZM31 194V195H30ZM207 194V193H206ZM51 195V194H50ZM160 197V198H158V196ZM205 195V194H204ZM222 195V196H221ZM246 195H248V194H246ZM142 196V197H141ZM143 196H146V197H143ZM154 196L156 197L157 196V198H154ZM246 197V198H243V197ZM25 197V199H23ZM30 197H33V198H31V199H29L28 200V202L26 201L28 198H30ZM102 197V198H103ZM140 197L141 198H146L144 201V203L145 204H143V205H141L142 203H143V201H139V200H141L140 199ZM184 197H182V198H184ZM68 200H67V199ZM98 198V197H97ZM137 198H139L138 200H136ZM151 199V200H149L148 202H146L147 201V199ZM156 199L157 201H155L154 199ZM191 198V199H190ZM101 199V198H100ZM99 199V200H100ZM125 199H128V200H126L127 201V203L128 204H126V202H124L125 201ZM152 199L154 200V201H152ZM159 199H162V200H159ZM178 199H181V198H178ZM195 199H197V200H195ZM135 200L136 201H138L139 203H133V205H130L129 204V202L131 203V202H135ZM164 200V202H165V206H163L164 207V209H162L163 207H160L159 206V204H157V205H152L151 203H153V204H156L155 202H160V201H163ZM201 200V201H200ZM26 201V202H25ZM129 201V202H128ZM182 201V200H181ZM184 201H186V198L184 199ZM206 201H209V202H206ZM110 202V203H109ZM151 202V203H150ZM169 202V203H168ZM176 202L177 203H179V204H176ZM196 202V203H195ZM206 202V203H205ZM33 203V204H32ZM80 203V204H79ZM149 203V204H148ZM199 203H201V204H199ZM25 204H27V205H25ZM31 204V205H30ZM37 204H39V205H37ZM42 204H44V205H42ZM72 204H78L76 207L73 205V207H72ZM132 204V203H131ZM168 204H170L171 206H168ZM206 204H209V205H211V206H206ZM29 205V206H28ZM42 205V206H41ZM128 205V206H127ZM132 206L131 208H130V206ZM160 205H162V204H160ZM46 207L45 209H43L44 207ZM199 206V207H198ZM203 206V207H202ZM5 207H4V210H6L5 209ZM71 207V208H70ZM201 207H202V211L200 210L201 209ZM13 208V209H12ZM130 209V210H129ZM102 210V211H101ZM211 210H212V208H211ZM215 210V209H214ZM214 210H212L213 212H214ZM10 211V212H11ZM94 211V210H93ZM96 211L93 213V214H95L96 213ZM207 211V210H206ZM209 211V210H208ZM5 213H6V211H4ZM46 212V213H45ZM48 212V213H47ZM252 212V213H251ZM5 213L3 214V215H5ZM75 213V214H74ZM206 214H207V216L206 217H208V216H210V214L209 213H211V212H205ZM212 214V213H211ZM253 214V215H252ZM3 215H1L0 216V219H2V222H3V219L5 218L6 219V221L4 220V222H11L10 224H2V225H0V235H2V236H12V237H17V239L21 242L22 240H25V239H28V240H25V241H27L28 243H30V241L32 242V238H31V235H30V233H29V231L24 227V224H21L20 222H17L19 219L16 217V215H15V217L14 216H10V219L8 218H6L5 216H3ZM68 215H70V214H68ZM257 215V214H256ZM3 216V217H2ZM75 216H77L76 217V219H75ZM149 216V217H148ZM89 217V216H88ZM151 217V218H152ZM174 219H172V218ZM200 217V218H199ZM203 217H205V216H203ZM205 217V218H206ZM146 218V217H145ZM169 218H171V222L169 223L168 221H166L165 222V219H169ZM251 218V217H250ZM75 219V220H74ZM87 219V220H86ZM95 219H97V221H95ZM153 219H151V220H153ZM203 219V218H202ZM90 222H94V223H96V224H94V225H92V223H90ZM156 220V221H157ZM236 220V219H235ZM237 220L235 221V222H237ZM244 220H242V221H244ZM250 220V219H249ZM46 221H48V220H44V222L46 223V225L45 224H42V223H40L39 224V227L38 226H36V228H38L39 230H40V236H41V239L42 240H44L45 242H46V244L48 245V246H51L52 245V243H53V240H52V238H51V235H50V232H52V234L53 233H55L56 234V232H54L53 231V228H55V227H49V226H47L48 224H50V226H52L53 224L52 223H50V222H52V220L51 221H48V222H46ZM78 221V220H77ZM169 221H170V219H169ZM173 221H174V223H173ZM1 222V223H2ZM3 222V223H4ZM25 222V221H24ZM27 222H31V224H35L33 221H29V220H27L26 221V223ZM33 222V223H32ZM38 222V223H39ZM153 222V224L155 223V221L153 220L152 221ZM183 222V223H182ZM192 222V223H193ZM38 223L36 224V225H38ZM54 223V222H53ZM87 223H90V225L92 226V227H90L89 226V228H90V230H91V232L88 230L89 228H87L88 227V225L89 224H87ZM132 223V224H131ZM139 223V222H138ZM159 223V222H158ZM176 223V224H175ZM182 223V224H181ZM133 225V226H131V225ZM155 224H157V223H155ZM154 224V225H155ZM236 224V227H235V229H234V232L236 231V232H238L237 230L238 229H241V224L242 223H240V222H237V223H235ZM56 224H54L53 226H55ZM76 225V224H75ZM131 226V228H129L130 226ZM180 225H177V226H180ZM129 226V227H128ZM183 226V225H182ZM243 226H245V225H243ZM240 227V228H239ZM248 227V226H247ZM246 227V228H247ZM52 230H50V229ZM64 228V229H63ZM86 228H87V230H86ZM93 228V229H92ZM243 228V227H242ZM57 229V228H56ZM55 229V231H57ZM66 229V230H65ZM69 229V228H68ZM165 229V230H164ZM177 231H179L178 230V228L176 229ZM175 230V231H176ZM183 230V231H182ZM89 231V232H88ZM172 231V232H171ZM58 232V231H57ZM62 232V233H61ZM122 232V233H123ZM127 232H129L128 230H127ZM127 232H124V233H127ZM127 233L126 235H132V233ZM180 232V231H179ZM234 232H232L231 233V235L232 236H235L234 235ZM89 233H90V235H89ZM171 233H173V234H179L177 237H174L175 235H171ZM239 233V232H238ZM237 233V234H238ZM56 234V235H57ZM133 234H135L136 236H137V233H133ZM139 234V233H138ZM236 234V233H235ZM236 234V235H237ZM103 235H101V236H103ZM154 235V236H153ZM61 236V237H62ZM133 236V235H132ZM94 237V238H93ZM99 237V236H98ZM97 237V238H98ZM106 237V238H107ZM100 238H102V237H100ZM110 238H112V237H110ZM234 238V237H233ZM3 239H5V238H3ZM88 239V240H87ZM235 239H236V236H235ZM235 239H230V240H234L235 241ZM148 240H149V237H148ZM230 240H228V241H230ZM234 241H231V242H234ZM237 241V240H236ZM235 241V242H236ZM153 244V245H154ZM3 246V245H2ZM4 247H6V248H4V250L5 251H9L10 252V254H12L11 256L12 257H16L17 256V254L16 253H14L13 251H11L12 250V247H11V244H9L8 242H5L4 243ZM141 247V246H140ZM230 247V246H229ZM228 247V248H229ZM146 248H148V249H146ZM154 249H156V250H154ZM225 249H227V248H225ZM225 249L223 250L224 251V254H225ZM147 250H149V251H147ZM222 250V249H221ZM228 250V249H227ZM195 251V250H194ZM219 252V251H218ZM185 253V254H184ZM219 253H221V251L219 252ZM114 254H119V252L118 251H115L114 250ZM181 254L183 255V256H181ZM226 254H227V257H225V255H224V257L223 256H221V255H223V252H222V254H220V257H218L217 255V257L216 258H213V259H211L210 260V262H208V263H206V264H227L228 262H230V260H232V258L230 257V256H228L229 254L226 252ZM181 257H180V256ZM169 257H172V260H170V259H168V260H166L165 258H169ZM71 259V260H70ZM99 261V262H96L97 260ZM165 259V260H164ZM101 260V261H100ZM118 260V259H117ZM121 259H119L118 260V262L120 261ZM177 258H176V262H177ZM43 261V260H42ZM41 261V262H42ZM112 261H113V259H112ZM122 261H124V260H122ZM122 261H120V262H122ZM162 261V262H161ZM72 262L70 263V264H72ZM114 262V261H113ZM118 262H116L117 264H120V263H118ZM125 262H127L126 260H125ZM125 262L123 263H121V264H125ZM161 262V263H160ZM113 264V263H112ZM168 264H169V262H168ZM199 264H203V262L202 263H199ZM229 264V263H228ZM232 264V263H231Z\"/></svg>",
    "mask_w": 264,
    "mask_h": 264
}]
</instances>
